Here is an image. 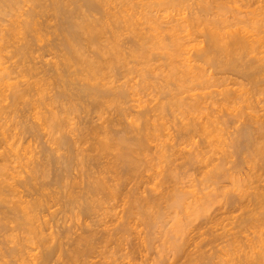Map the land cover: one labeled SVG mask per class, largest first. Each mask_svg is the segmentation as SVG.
<instances>
[{
	"label": "rangeland",
	"instance_id": "1",
	"mask_svg": "<svg viewBox=\"0 0 264 264\" xmlns=\"http://www.w3.org/2000/svg\"><path fill=\"white\" fill-rule=\"evenodd\" d=\"M113 1V2H112ZM139 1V2H138ZM140 1H141V3H140ZM149 1V2H148ZM152 1H154V0H147V2L148 3H152ZM157 1V0H156ZM201 1H204V0H201ZM207 1L209 2V8H208V10L209 11H212L211 12V14H210V12L207 10L206 12H204V5H207ZM205 0V4H204V2L203 3H201V2H199L198 0H190L189 1V3L188 2H186V5H183L184 7H179L180 8V12H177L178 14L179 13H181L182 14V16L181 17H184V18H187V16H189L187 19H190L193 15V17H195V15L198 17V15L200 16V17H205V19H206V16L208 17V20L209 19H211V21L213 20V21H215V20H218V19H220L219 17L221 16V14H220V12H218L220 9V7L217 9V4H215L214 3V0ZM213 1V3H211ZM217 1V0H216ZM215 1V2H216ZM221 1H223V2H221ZM221 1H219L218 0V4H221L222 6L223 5H225V6H229L228 7V9L230 10V7L232 8V9H236V10H241V11H245V10H247L249 7L247 6V2L248 3H250L251 4V2H252V4H251V6L250 7H252L251 8V10L253 9H255V11H256V16H255V20H257V22H259V23H256L257 24V26L256 27H258V26H260V25H262L261 27H262V29L261 28H259L262 32H263V34H261V35H264V0H232L233 2L235 1V4H233V3H230V2H232L231 0H221ZM241 1V2H240ZM244 1V2H243ZM259 1H260V3H259ZM262 1V2H261ZM123 2V3H122ZM120 1L119 0V2L118 1H116V0H110L108 3H109V5H104L103 6V8L101 9V11H98L99 13H97V12H93V13H95V14H91V18H92V20H94V19H96V22H97V20L99 21V19H101V20H103L104 19V16H103V19H102V14L103 13H105V14H107V13H111V14H113V13H117V16L119 15L120 16V14L122 13V15H123V17L124 18H126L127 20L129 19H131L132 21H134L135 22V27H136V24H137V26H140V25H138L139 23H140V21H141V24L142 25H144L142 22V19L140 20V21H138L137 19H139L138 17H140L141 18V16H139L138 14H139V11L142 13V5H141V7H139L140 5L139 4H143L145 1H142V0H123V1ZM135 2V3H134ZM143 2V3H142ZM221 2V3H220ZM139 3V4H138ZM146 3V2H145ZM201 3V4H200ZM243 3V4H242ZM258 3V4H257ZM112 4V5H111ZM117 4V5H116ZM130 4V5H129ZM132 4V5H131ZM134 4V5H133ZM213 4V5H212ZM260 4V5H259ZM138 5V6H137ZM189 5V6H188ZM191 5H192V7H191ZM202 6V8L201 7H199V6ZM220 5V6H221ZM235 5V6H234ZM128 6V8H126ZM130 6V7H129ZM136 8H135V7ZM211 6V7H210ZM213 6V7H212ZM216 6V8H214ZM233 6V7H232ZM257 6V7H256ZM119 7V8H118ZM199 7V8H198ZM226 7V8H227ZM246 7H247V9H246ZM263 7V8H262ZM189 8V9H188ZM192 8V9H191ZM210 8H211V10H210ZM213 8V9H212ZM226 8H224L223 7V9H225V11H226V13L228 12H232L233 10L231 9L230 11L229 10H227ZM261 8V9H260ZM111 9V10H110ZM114 9V10H113ZM130 9V10H129ZM135 9V10H134ZM183 9V10H182ZM186 9V10H185ZM215 9H217V10H215ZM222 9V8H221ZM102 10H105V11H103L102 12ZM122 11V12H120L119 14H118V11ZM132 10V11H131ZM189 10V11H188ZM196 10H197V12H196ZM49 11V10H48ZM48 11H46V13L48 12ZM113 11V12H112ZM137 11V12H136ZM225 11H223L224 13H222V11H221V13L222 14H225V17L226 16H228V17H230L231 16V14L229 13V14H226L225 13ZM203 12V13H202ZM208 12V13H207ZM216 12V13H215ZM235 12V11H234ZM51 13H52V11H51ZM51 13H47V15L49 14V17H50V15H51ZM138 13V14H137ZM196 13V14H195ZM202 13V14H201ZM215 13V14H214ZM137 14V15H136ZM173 14V13H172ZM176 14V11H174V15ZM198 14V15H197ZM204 14V15H203ZM220 14V15H219ZM93 15V16H92ZM97 15V16H96ZM104 15V14H103ZM116 15V14H115ZM133 15V16H132ZM158 15V14H157ZM206 15V16H205ZM260 15V16H259ZM262 15V16H261ZM136 16H137V18H136ZM212 16V17H211ZM2 17V16H1ZM48 17V18H49ZM223 16H221V18H222ZM225 17H223V18H225ZM9 18V16L7 17V16H5V17H2L1 19L3 20V22L2 23H0V27L1 26H3V24L4 25H8L9 24V21H7V19ZM20 18H22V17H20ZM51 18V17H50ZM52 18H53V16H52ZM51 18V19H52ZM90 18V19H91ZM120 19H119V21H117L118 22V25H115L116 23H114V25H110V27H108L107 28V33L105 34L104 33V36H103V32L101 33L102 34V37L105 39V38H109L110 37V33H112V32H116V31H118L119 32V30H120V33H121V30H122V33H123V35H121L122 37H119L120 39H118V41L119 40H121V42L119 41V45H123L124 44V46L126 47V49H125V51L127 52V63H126V70H125V76H127V77H125L124 76V78H122V80L124 81V82H128L127 83V87L126 86H124V92H125V96H124V98H126V99H122V100H120V102H119V105L118 104H115V103H113V105L111 106V104H109V105H104V107L102 106V105H99L100 107H99V109H101V110H99V109H97V108H95L94 109V111H93V109H90V107L89 106H86L85 105V103L83 104V105H85L84 106V108L85 107H87V109L89 108V110H91V111H88L86 108H85V110L82 108V106H79V105H76V104H80V105H82L81 103H73V102H70V104H72V105H70L69 103H67V101L65 100V102L64 101H61L60 99H58V98H54V97H56V96H54L55 95V93H56V91H57V89H55V84L53 83L54 81H51L52 79H50V75L53 77L54 75H55V70L54 71H51V70H53V67L51 66L53 63H58V62H60V61H62V60H60L59 59V57H58V55L56 56V54H61V56H62V52L60 51V53H59V50H58V45H59V40H57L56 41V39L57 38H59L60 40H61V37H62V35H60L59 34V32H58V30L56 31V29H55V33L56 34H54V27L56 28V26H57V23L58 22H56V25L54 26V27H52L53 29H50L49 30V27H50V25H49V27L48 28H43V30L44 31H42V33L40 32V34L38 35V38H40L39 39V41H35V43H34V46H32L33 48H32V50L33 49H37V48H39V50L37 51H32V53L30 54V58H28L27 60H28V62H27V60H26V63L24 64V66H22V67H20V65H19V69L18 70H16V71H22V74H19L20 75V77H16V76H18V75H16V73H14V74H12L10 77L11 78H15V80L13 81V79H10V81L9 82H13V83H17V81H18V79H19V81H18V84L20 85L19 87V89L21 90V89H23L22 87H24V86H22L21 84L22 83H24L25 81H28V83L29 82H32L33 80H36V82H37V86L35 85V87H34V89L32 90L33 92H32V94H30V95H27L25 98H26V100L25 99H21L20 101L21 102H19L18 103V106H17V108H18V110H19V113H18V110H17V108H16V110H15V112H11V111H9V112H11V115H12V117L10 116V113L9 114H7V115H5V114H3L2 116L3 117H1V115H0V117H1V120H0V125H2V126H4V130H0V156H2L3 158H1L0 159V180H2V178H3V180L5 179V176H4V174H7L8 176H9V178L11 177V175H13V176H15V178L17 179L18 177L21 179V178H23L24 176V178H26V171H28L29 170V168H30V166H29V168H25V167H27V165L29 164V162H28V160L31 158V160H35V156H36V160L40 157V155H38V154H40L39 153V150L41 151L42 150V148H45V147H49V146H51L52 148H54V147H56V145H53V143H55L56 141H55V139H57L59 136L61 137V136H65V138H68L67 140H74V139H76V137L75 136H77V135H81V137H83L82 139H80V138H78L79 136H77V140H79L80 139V141L81 142H78L79 144L81 143V149H83L84 148V151L82 152L83 154L82 155H85L84 157L85 158H87V156H88V158H89V156L91 157H93L94 158V160L92 159V158H90V159H92L91 160V163H92V165H93V167L92 166H90L92 169H94V170H91L90 172H95V175L96 174H100L101 172V174H103V171H104V173H105V169H106V166H108L109 167V160H113V159H111V158H114V159H117V158H115V157H113V155H114V153L116 154V153H118V151H123V148L126 146V144L124 145V143L123 144H121V146H120V144H118L119 142L117 141V139L119 138L118 136H120V138H124V135L123 134H119V133H121V129H122V127H124L123 125L125 124L126 125V122L127 121H131V117H132V115L134 114V111L136 112L137 110H138V108L139 107H141L142 108V106L144 105V104H146V105H144V106H148V107H156V105L154 104L155 102H156V104L159 106V105H164V109L162 110L161 109V112L160 113H156L157 115H153L152 117H151V119L153 120L151 123L149 122V124H151V128L150 129H152V130H150V129H148L149 130V133H147V134H149L148 136H147V139H148V137L149 138H151V139H148L147 141H146V147L148 146V144L151 146L150 148L151 149H149V147H147V149L148 150H146V147H145V149H144V152L143 151H138L137 153H134V155L132 154V156H130V157H133V159H132V161H135V163H136V165H137V169H135V170H133V169H131V168H126V170H128V169H131V170H128V172L126 171V175L123 177V179H125L127 182H123L124 184H126V185H124V187H123V185H122V187L121 186H116V191L114 190L115 188V186H113V184H112V186L113 187H111V191H115L116 192V194H115V197L117 196V194H119L118 196H117V200L114 198V197H112L111 199H109L108 197H110V195L108 196L107 194L105 195V196H102L101 197V201L100 202H98L99 204H97L96 206V210L95 211H97V212H94V214L95 213H98L97 215L99 216V219H98V216L95 214V218L93 217V216H91V217H93L92 219H90V217H88V218H83V217H79L80 216V214L78 215V217H76L75 215V217L73 216V215H70V214H73V213H70L69 214V212H68V210L64 207H62V206H57L58 207V209H57V207L56 206H54L53 207V210H55V211H53L52 210V208L50 209V212H53V214H51V215H48V213H46L45 214V220H49L50 222V225L52 226L51 228H53L54 230H52V231H54L53 232V236L54 237H57V236H59L60 235V233L64 230H66L67 231V233H66V231L65 232H63L64 233V235H65V233H66V235L69 237V239H71V241H72V239H75V237H77L78 236V234L80 235V236H84L85 234H83L82 233V230H83V228L84 227H82V226H80L81 224H80V222L83 224L84 223V225H86V226H90L89 228L91 229H93L94 228V230H99V232H101V228L102 227H98V229L96 228V227H93V226H91V225H94V224H91V223H94L95 222V220H96V218H97V220H99V222H100V219H101V223H103L105 220V225L106 226H108L107 228H108V230H110V232H112L113 233V230H114V228L117 226L118 227V225H119V220H120V217H122L123 216V220H124V222L126 221V223H124L123 225V228H121V230L123 229V232L122 233H120L119 235H117L116 234V232H115V235L113 234V238H111V240H112V242H115V244H113V243H111L109 246L110 247H107V249H108V251L110 252L112 249H113V251L111 252V254H108L107 256H104V257H106V258H101V260H100V258H96L95 260H93V261H95V262H97L98 260L99 261H101L102 263L103 262H105V263H107V262H109V260H110V262L111 261H114V263L115 264H158V262H160L161 261V263L162 264H164V262H165V264H264V197H262L263 198V200L261 199V197H258V196H264L263 194H264V152H260L259 153V151H258V153H257V151H256V149H255V147H252V146H249L248 148L247 147H244V146H242L241 144V146H239L238 147V145H237V140H238V138H239V134H241V131L243 130V127H244V129H245V125L244 124H246V127L248 126H251L252 127V131L253 130H255L254 128L255 127H257V125L258 124H264V78H260V77H264V67H263V61H264V59H263V61H262V58H263V56H264V45H263V47L261 46V48H260V46L259 47H255V49H258V51H257V53L256 52H254V53H252V52H249L250 54H246L245 56H244V54L245 53H247V52H245L244 54H243V57L242 58H240V57H238V58H240L246 65H249L250 66V63H251V66H252V70H251V68L248 66L247 67V69H250V72H248V74H247V71H249V70H247V71H245L246 73L244 74L243 73V70H242V72L240 71V70H232V68L231 67H222V68H220V70H221V72L220 71H217L218 69L217 68H208V72H207V75L209 74H211V76H213V77H215V79H217V77H220L219 78V80H221L222 82H219V84L217 83V81L215 82V84H213L211 87L209 86V88H208V90L207 89H202L201 90V88L199 89L198 87H196L195 88V86H194V88L190 91V92H192L191 93V95L190 94H188L187 92H185L186 90L185 89H182V90H185L184 92H181V91H178V87H177V85H176V80L178 79L177 78V74H175V73H179V72H177L176 70H173V72H172V70H171V72L172 73H174V74H170L169 75V72H170V70H168L169 68V66L167 67V60H166V58L164 57V54H162V53H160V51L159 50H154L153 49V51L152 50H148L149 52H151V53H148L147 51V53L149 54V55H147V56H149V57H147L146 55V57H147V59L144 57V54H142V53H140L139 52V54L138 55H136L138 52V50H136V52L137 53H133L134 52V48H137V47H135V45H136V39H133V35H132V33L130 32L129 33V31H124L123 29H122V27L124 28V24H123V19L121 18V17H119ZM216 18V19H215ZM260 18V19H259ZM23 19V18H22ZM51 19H48L49 20V24H50V22L52 23L51 25L53 26L54 25V23H55V21H56V19L55 18H53V19H55V20H51ZM215 19V20H214ZM263 20L262 22L260 21V20ZM8 20H10V19H8ZM12 20V19H11ZM19 20H21V19H19ZM42 19H38V21H41ZM47 20V21H48ZM51 20V21H50ZM100 20V21H101ZM105 20V19H104ZM103 20V21H104ZM116 20H117V18H116ZM46 21V22H47ZM77 21H78V19H77ZM95 21V20H94ZM161 21V20H160ZM163 21V20H162ZM8 22V23H7ZM163 22H165V21H163ZM256 22V21H255ZM47 23V24H48ZM262 23V24H261ZM2 24V25H1ZM163 24V25H162ZM160 23L159 25H160V28H161V26L162 27H165L166 28V23L164 24V23ZM255 23H254V25H256ZM165 25V26H164ZM9 26V25H8ZM8 26H3V29H5L6 27H8ZM48 26V25H47ZM115 26V27H114ZM117 26V27H116ZM168 26V25H167ZM144 27V26H143ZM51 28V27H50ZM117 28H119V29H117ZM121 28V29H120ZM139 29H140V27H138ZM142 28V27H141ZM1 29H2V27H1ZM6 29H8V28H6ZM161 29H163V28H161ZM160 29V30H161ZM258 28H255V30H257L258 31V33H262V32H260V30H259ZM53 30V31H52ZM147 31V30H146ZM163 31L164 30H162L161 31V34H162V36L164 35V34H166V32L165 33H163ZM257 31H254V30H252V32L253 33H255V32H257ZM44 32V33H43ZM58 32V33H57ZM105 32V31H104ZM114 32V33H115ZM117 33V32H116ZM119 33V34H120ZM145 33V32H144ZM151 33V32H150ZM198 32H195L194 34H193V37H194V35H195V37H194V39L196 38V40H194V42L193 43H195L196 41V43L199 45H197L196 43H195V45L197 46V47H202V48H204V47H207V40L205 39V37H203L202 36V34L200 35L199 33L197 34ZM252 33V34H253ZM257 33V34H258ZM22 34V33H21ZM21 34H16V36H11L12 37V39H14V41L17 43V41H20L21 42V40H22V38L25 36V35H21ZM57 34H59L60 35V37H58V35ZM101 34H99L98 36H100V37H98L99 39L101 38ZM147 34V36H150L151 37V35L149 34V33H146ZM145 34V35H146ZM152 34V33H151ZM256 34V33H255ZM40 35H42V37H39ZM44 35V36H43ZM153 35V34H152ZM183 34H181V36H182ZM254 35V34H253ZM260 35V34H259ZM23 36V37H22ZM161 36V38H163ZM167 36V35H166ZM165 36V37H166ZM198 36V37H197ZM16 37V38H15ZM26 37V36H25ZM25 37H24V39H25ZM165 37L163 38L166 42H167V37H166V39H165ZM201 37V38H200ZM262 37V36H261ZM21 39V40H19V39ZM10 40V38H9V42L10 43H12V44H16V43H13L14 41L13 40ZM102 39V38H101ZM109 39H111V37L109 38ZM7 40V39H6ZM52 40V41H51ZM122 40H123V42H122ZM134 40H136L135 42H134ZM100 41H103V40H100ZM200 41V42H199ZM8 41H6L5 42V40L4 41H2V42H0V45H1V47L2 46H4V50L3 51H0V59H2V58H4L3 59V64L5 65L6 63H4L5 61L7 62V64H6V67H9V68H11L12 69V67H13V65L15 66V65H17V64H15V63H17V61L20 59V61H18V62H22L21 60H23L22 58H20L21 56H18V55H14L13 54V49H15L13 46L14 45H10V43L8 44L7 43ZM39 42V43H38ZM57 43V45H55L54 43ZM6 43L9 45V46H12V47H9L8 45H6ZM19 43V42H18ZM49 43V44H48ZM5 44V45H4ZM55 46H54V45ZM104 44H105V41H104ZM128 44V45H127ZM206 44V45H205ZM41 45V46H40ZM49 45H52V46H49ZM7 46L9 47V49L7 48ZM37 46V47H36ZM44 46V47H43ZM48 46V47H47ZM56 46H57V48H56ZM110 45H108V47H109ZM123 46V47H124ZM0 47V49L2 50L3 49V47L1 48ZM46 47H47V49H46ZM51 47H53L54 49H52L51 48V51H49L50 50V48ZM42 48V49H41ZM60 48V47H59ZM91 48L92 49H95L94 48V46L92 47L91 46ZM89 46H88V49H91ZM45 49V50H44ZM131 49L133 50V51H131ZM138 49V48H137ZM8 50V51H7ZM54 50H55V52H54ZM141 49H139V51H140ZM7 51V52H6ZM57 51V52H56ZM89 51V50H88ZM130 51L132 52V53H130ZM35 52V53H34ZM141 52H142V50H141ZM159 52V53H158ZM193 52V53H192ZM192 52H190V55L189 54H185V55H183V57H188L189 59L191 58L190 56H192V59L194 58V60H191L192 61V63L193 64H195L196 66H197V64L199 65V64H201V62H199L198 61V59L196 60V53L194 52V51H192ZM260 52V53H259ZM89 53H91V52H89ZM238 53H240V52H238ZM257 54V56H256V54ZM8 54V55H7ZM10 54V55H9ZM55 54V55H54ZM131 54V55H130ZM133 54H135L136 56H138L137 57V59L133 56ZM237 54V53H236ZM241 55H242V53H240ZM261 54V55H260ZM34 55V56H33ZM90 55V54H89ZM143 55V57H144V60H143V57L141 58V56ZM189 55V56H188ZM239 55V54H238ZM238 55H236V57L238 56ZM249 55V56H248ZM16 56V57H15ZM27 56V55H26ZM33 56V57H32ZM61 56H60V58H61ZM133 56V57H132ZM139 56H140V58H139ZM252 56H254V57H252ZM28 57V56H27ZM247 57V58H246ZM256 58L257 59V62H258V60H261V63H262V65H261V63H260V65L258 64V65H256V61L254 62L253 61V59L252 58ZM258 57V58H257ZM11 58V59H10ZM17 58H18V60H17ZM32 58H34V59H32ZM63 58V57H62ZM139 58V59H138ZM244 58V59H243ZM251 58V59H250ZM261 58V59H260ZM6 59V60H5ZM31 59V60H30ZM140 59H142V60H140ZM162 59H163V61H162ZM239 59V60H240ZM32 62H30V61ZM33 60V61H32ZM59 60V61H58ZM148 60H150V61H148ZM177 60V59H176ZM241 60H240V63H241ZM250 60V62H248ZM13 61H14V63H13ZM36 61V62H35ZM136 61V62H135ZM139 61V62H138ZM46 62V63H45ZM158 62V63H157ZM176 62V61H175ZM242 62V63H243ZM11 63V64H10ZM38 63V64H37ZM130 63V64H129ZM133 63H134V65H133ZM169 63V62H168ZM37 64V65H36ZM50 64V65H49ZM127 64H128V66H127ZM157 64H160V65H157ZM175 64V66L176 67H178V69H181V67L182 66H180L179 67V65H181L180 64V62L179 63H174ZM245 64H243V65H245ZM54 65V64H53ZM60 65H62V62H61V64L59 63V66ZM141 65V66H140ZM151 65V66H150ZM156 65V66H155ZM162 65V66H161ZM194 65V66H195ZM202 66H203V64H201ZM242 65V66H243ZM245 65V66H246ZM253 65H255L254 67H253ZM25 66H28V67H32V66H34L33 68H34V71L35 70H38V72H39V74L36 76V77H32V78H29V74H27L26 72H25V70H24V72H23V69L24 68H26ZM44 66V67H43ZM47 66H48V68L49 69H51V70H49V69H47ZM140 66V67H139ZM149 66V67H148ZM257 66V67H256ZM259 66H261L260 68L262 69V70H260V69H256V68H258ZM40 67H42V68H40ZM135 67V68H134ZM148 67V68H147ZM155 67V68H154ZM174 67V66H173ZM172 67V69H175V67L173 68ZM205 67V66H204ZM263 67V68H262ZM146 68V69H145ZM183 68V67H182ZM206 68V67H205ZM231 68V69H230ZM253 68H255V69H253ZM223 69H224V71H223ZM41 71V74H40V71ZM45 70V71H44ZM46 70L48 71H50V73H49V71L48 72H46ZM210 70H211V72H210ZM216 70V71H215ZM227 70V71H226ZM253 70H254V72L255 73H258L259 71L258 70H260V71H262L261 73L263 74H261L260 72H259V74H258V76L257 75H255L254 74V72H253ZM164 71V72H163ZM175 71V72H174ZM178 71H181V70H178ZM229 71V72H228ZM257 71V72H256ZM45 72V73H44ZM53 72V73H52ZM133 72V73H132ZM139 72V73H138ZM167 72V73H166ZM182 72V71H181ZM181 72H180V74H181ZM238 72V73H237ZM252 72V73H251ZM36 73H37V71H36ZM52 73V74H51ZM116 73H117V71H115L114 73L112 72V73H110V74H112V76L114 77V81H115V84H114V81H113V86L115 85V86H117V84L118 85H120L121 84V82L123 83V81L121 80V78H120V76L118 77V76H115L116 75ZM142 73V74H141ZM253 74V75H255V76H257V77H255V78H257V80H258V82H256V84L255 85H257V86H255V85H252V83H251V85L249 84L250 82V79H249V74ZM18 74V73H17ZM45 74H46V76H48V80H46L47 78L45 77ZM109 74V75H110ZM140 74H141V76H140ZM250 74V75H251ZM16 75V76H15ZM42 75H43V77H44V80L46 81V82H41L42 84H41V87H43V88H39L38 86H40V77H42ZM118 75V74H117ZM164 75V76H163ZM167 75V76H166ZM173 75H175V76H173ZM183 74H181V76H182ZM208 75V76H209ZM245 75H246V77H245ZM253 75H251V76H253ZM13 76V77H12ZM23 76V77H22ZM27 76V77H26ZM111 76V78H110V80L112 79L113 80V77ZM178 76H179V74H178ZM180 76V77H181ZM217 76V77H216ZM251 76H250V78H251ZM22 77V78H21ZM120 79V80H118V78ZM254 77H252L253 79H254ZM24 78V79H23ZM27 78V79H26ZM46 78V79H45ZM54 78V77H53ZM126 78V79H125ZM171 78V79H170ZM177 78V79H176ZM212 78V77H211ZM259 78V79H258ZM55 79V78H54ZM117 79V80H116ZM43 80V79H42ZM43 80V81H44ZM111 80V81H112ZM174 80V81H173ZM223 80H224V82H226L225 84H224V82H223ZM256 80V79H255ZM51 81V82H50ZM213 81H214V79H213ZM51 83V86L52 87H50V84L49 83ZM117 82V83H116ZM249 82V83H248ZM13 83H11V84H13ZM45 85H44V84ZM48 83V84H47ZM120 83V84H119ZM126 83H125V85H126ZM168 83V84H167ZM217 83V84H216ZM224 85H223V84ZM244 83V84H243ZM221 84V85H220ZM262 84V85H261ZM48 85V87H46ZM56 86H57V84H56ZM176 86V87H175ZM219 86V87H218ZM243 86H244V88L246 89V91H247V93L249 94V96L251 97H249L250 99H249V101H247L246 103H245V99H239V100H236V101H231V103L230 102H221L220 101V99H219V96L216 94V93H218L219 91H222L223 89L224 90H230V92L232 91V92H237V93H235V94H237V95H239V93H242V92H244L245 91V89L243 88ZM250 86H251V88H250ZM254 86V87H253ZM260 86V87H259ZM249 89H247V88ZM252 87H253V89H252ZM57 88V87H56ZM134 88V89H133ZM214 88V89H213ZM219 88V89H218ZM257 88V89H256ZM259 88V89H258ZM262 88V89H261ZM53 89V90H52ZM55 89V90H54ZM128 91H127V90ZM131 89V90H130ZM177 89V90H176ZM194 89H196V91L194 90ZM242 89H243V91H242ZM37 90H41L40 92L38 91L37 92ZM180 90V89H179ZM204 90V91H203ZM45 91H46V93H45ZM50 91V92H49ZM132 91H134V92H132ZM177 91L178 92H180V94H178L177 93ZM203 91V92H202ZM206 91V92H205ZM213 91V92H212ZM254 91V92H253ZM35 92V93H34ZM172 92V93H171ZM173 92H175L176 94H178V96H181V97H178V99L179 98H182L181 100V102L183 103L184 101L186 102V103H188V99L189 98H192L191 96L192 95H194V94H196V93H198V94H200V95H204V94H206V93H210V96L211 97H209V99H208V102H207V99L205 100L207 103H208V105L206 104L205 105V110L203 109V110H201V111H199L200 112V115H199V112H195V113H191V114H189L188 112H186V110L185 109H181V108H176L175 107V105L173 106L172 105V103L173 102H175L174 100H170V99H172L171 98V95L173 94ZM189 92V91H188ZM189 92V93H190ZM202 92V93H201ZM8 93V92H7ZM6 93V94H7ZM37 93V96H35V94ZM41 94V97H40V94ZM174 93V94H175ZM54 94V95H53ZM171 94V95H170ZM175 94V95H176ZM198 94H196V95H198ZM252 94V95H251ZM128 95V96H127ZM185 95H186V97H185ZM189 95H190V97H189ZM34 96V97H33ZM53 96V97H52ZM213 96V97H212ZM39 97V98H38ZM44 97V98H43ZM185 97V98H184ZM189 97V98H188ZM197 97V96H196ZM248 97V96H247ZM43 98V99H42ZM195 98V97H194ZM217 98V99H216ZM42 99V100H41ZM49 101H48V100ZM54 99V100H53ZM187 99V100H186ZM197 99H199V98H197ZM255 99V100H254ZM29 100H31V101H29ZM33 100V101H32ZM57 100V101H56ZM64 100V99H63ZM180 100V99H179ZM212 100V101H211ZM25 101V102H24ZM36 103H35V102ZM60 101V102H59ZM125 102V103H123L122 104V102ZM127 101V102H126ZM145 101V102H144ZM220 101V102H219ZM243 101H244V104H243ZM41 102V103H40ZM48 102V103H47ZM51 102H52V105H51ZM64 104H63V103ZM184 102V103H185ZM190 102V101H189ZM6 103V102H5ZM22 103H25V105L23 104V105H19V104H22ZM33 105H32V104ZM37 103H39V104H37ZM102 103V102H101ZM110 103V102H109ZM142 103V104H141ZM144 103V104H143ZM150 103V104H149ZM162 103V104H161ZM183 103V104H184ZM212 103V104H211ZM242 103V104H241ZM249 103V104H248ZM252 103V104H251ZM2 104H4V103H2ZM34 104H36V105H34ZM65 104H67V106L65 105ZM86 104H88V103H86ZM103 104V103H102ZM105 104V103H104ZM173 104H175V103H173ZM189 104V103H188ZM246 104V105H245ZM251 104V105H250ZM45 105H47V106H45ZM70 105V106H69ZM75 105V106H74ZM89 105V104H88ZM118 105V106H117ZM128 107H127V106ZM132 105V106H131ZM136 105H137V107H136ZM142 105V106H141ZM154 105V106H153ZM253 105V106H252ZM2 106V105H1ZM4 106V105H3ZM34 106V107H33ZM39 106V107H38ZM55 106H58V107H56V108H54ZM69 106V107H68ZM78 106V107H77ZM108 106V107H107ZM114 106H116L115 108H114ZM119 106H121V107H119ZM136 108H135V107ZM173 106V107H172ZM225 108V110H224V108ZM232 106H233V108H232ZM245 106V107H244ZM249 108H248V107ZM54 108V109H52V108ZM62 109H61V108ZM70 107H72L71 109H70ZM80 107H81V109H80ZM125 107V109H123ZM133 107H134V109H133ZM171 109H170V108ZM185 107V106H184ZM213 107V108H212ZM228 107H229V109H228ZM234 107H236V108H234ZM58 108V109H57ZM76 108V109H75ZM77 108H78V110H77ZM129 108V109H128ZM140 108V109H141ZM176 108V109H175ZM244 108V109H243ZM248 108V109H247ZM35 109H36V111H35ZM39 111H38V110ZM62 111H61V110ZM69 109H70V111H69ZM74 109V110H73ZM105 109V110H104ZM126 109L130 112V113H128L127 111H126ZM133 109V110H132ZM168 109V110H167ZM173 109V110H172ZM211 109L213 110V112L211 111ZM237 109V110H236ZM247 109V110H246ZM250 109V110H249ZM52 110H53V112H52ZM57 110V111H56ZM67 110V111H66ZM82 110H84L83 112H82ZM97 110H99V112H98V115H97ZM107 110V111H106ZM113 110V111H112ZM118 110H120V112H121V110H122V112L120 113V112H117ZM124 110L126 111V113H127V115H128V117H129V114H131L130 115V120H124L123 118H120L119 117V115L121 114L122 116H123V112H124ZM172 110V111H171ZM235 110V111H234ZM239 110H240V112H239ZM17 111V112H16ZM24 111V112H23ZM28 111V113H25V112H27ZM40 111H42V112H40ZM50 111H51V113L54 115V114H56V116L57 115H59V116H57V117H62V118H64L65 120L64 121H66L68 124H66V126H67V128H65L64 129V127H65V123L63 122L62 123V125L64 126L62 129H63V132L61 131V129H59L58 130V128L57 127H49V126H46V124L48 125H50V123H52V125L53 124H55V122H51L50 120V118H52V121H56V118H55V120L53 119V117H51V116H53L51 113H50ZM69 111V112H68ZM79 111V112H78ZM88 111V112H87ZM93 111V113H91ZM100 111H101V113H100ZM133 111V112H132ZM169 111V112H168ZM178 111V112H177ZM181 111H182V113H181ZM210 111H211V113H210ZM215 111H216V115H215ZM251 111V112H250ZM22 112H23V116H22ZM54 112H56V113H54ZM60 112V113H59ZM78 112V113H77ZM102 112H103V114H102ZM110 112H111V114H110ZM117 112V113H116ZM176 112V113H175ZM218 112V113H217ZM244 112V113H243ZM16 113L17 114H19V115H16ZM37 113V114H36ZM43 114L42 116H41V114ZM50 113V114H49ZM64 113V114H63ZM70 113V114H69ZM87 113V114H86ZM94 113H96V114H94ZM120 113V114H119ZM183 113H184V115H183ZM198 113V114H197ZM204 114V116H203V114ZM222 113V114H221ZM252 113V114H251ZM25 114H26V117H24L25 116ZM36 114V115H35ZM46 114V115H45ZM66 114V115H65ZM72 114V115H71ZM82 114V115H81ZM101 114V115H100ZM117 114H118V116H117ZM186 114V115H185ZM192 114H194L193 116L195 117H193L192 116ZM229 114H230V116H229ZM239 114V115H238ZM14 115V116H13ZM31 117H30V116ZM37 117V118H35V116ZM37 115H39V116H37ZM50 115V116H49ZM60 115H62V116H60ZM74 115V116H73ZM89 115V116H88ZM110 115V116H109ZM124 115H126V114H124ZM213 115V116H212ZM247 115V116H246ZM261 115V116H260ZM8 116H10V117H8ZM20 116H22V117H20ZM48 116L50 117L49 119H47L48 118ZM79 116V117H78ZM121 116V117H122ZM207 116V117H206ZM209 116V117H208ZM216 116V117H215ZM222 116H225V117H223L222 118ZM232 116V117H231ZM244 116V117H243ZM253 116V117H252ZM5 117V118H4ZM19 117H20V119H19ZM24 117V118H23ZM38 117H39V119H38ZM43 119H42V118ZM47 117V118H46ZM66 117V118H65ZM68 117V118H67ZM102 117V118H101ZM118 117V118H117ZM134 117V116H133ZM132 117V118H133ZM184 117V118H183ZM186 117H187V119H186ZM217 120L218 118L220 119H222V121H221V119H220V121H219V119H218V122L215 124V122L214 123H212L213 121L212 120H209V122H208V118L209 119H213L214 120V118ZM218 117V118H217ZM226 117H228L226 120H225V118ZM238 117V118H237ZM240 117V118H239ZM247 117V118H246ZM259 117H260V119H259ZM4 118V119H3ZM11 118V119H10ZM23 118V119H22ZM25 118H26V120H25ZM32 118H33V120H35V119H37V121L35 120V121H33L32 120ZM88 118H90V119H88ZM101 118V119H100ZM116 118V119H115ZM191 118V119H190ZM251 118H253L252 120L253 121H256V122H258V121H260L261 123H254L252 120H251ZM6 119V121H4ZM10 119V120H9ZM67 119V120H66ZM71 119V120H70ZM109 119V120H108ZM120 119V120H119ZM196 121H195V120ZM224 119V120H223ZM232 119V120H231ZM11 120H13V121H11ZM18 120V121H17ZM22 120H24L23 122H21ZM46 120H48V122L46 121ZM70 120V121H69ZM117 120V121H116ZM124 120V121H123ZM185 120V121H184ZM192 120H193V122H194V124L196 123V125L199 123H201V120H202V122L203 123H205L204 124V126H205V128H206V125L208 126V127H210V129L212 130V132L209 134V137L210 138H204L203 136L204 135H202V137H203V139H202V137H201V133H203L202 132V129H200V131H201V133L200 132H198V133H196V131L194 132V131H191L192 133H189V132H187L186 133V131H184V130H182V128H181V126H182V124H185L187 121H191L192 122ZM230 120V121H229ZM2 121H3V123H4V125H3V123H2ZM43 121V122H42ZM88 121H90V122H88ZM108 121V122H107ZM113 121V122H112ZM118 123V122H120V123H116V122ZM141 121V120H140ZM140 121H137V123H140L141 124V122ZM198 121V122H197ZM212 121V122H211ZM237 121V122H236ZM10 122V123H9ZM11 122H12V124H11ZM30 122V123H29ZM32 122H34V123H32ZM35 122H37V124L35 123ZM76 122V123H75ZM79 122V123H78ZM112 122V123H111ZM154 122V123H153ZM220 122V123H219ZM2 123V124H1ZM27 123H29L30 125L32 124H34L33 126L35 127V128H33V130L32 131H34V129H35V131L36 132H34L35 134H32L31 136L29 135V134H31L30 132L29 133H27L28 132V130L27 131H21V129H23L24 128V126H28V124ZM39 123V124H38ZM43 123V124H42ZM46 123V124H45ZM81 123V124H80ZM83 123V124H82ZM85 123V124H84ZM90 123V124H89ZM106 123V124H105ZM122 123V124H121ZM124 123V124H123ZM203 123H201L202 125H203ZM209 125H208V124ZM222 123V124H221ZM18 124V125H17ZM20 124V125H19ZM41 124V125H40ZM70 124V125H69ZM72 124V125H71ZM117 124V125H116ZM174 124V125H173ZM243 124V125H242ZM248 124V125H247ZM5 125H7V126H5ZM39 125V126H38ZM101 125H103L102 127H104V126H106L105 128H107V129H104V128H102V130H101ZM114 125V126H113ZM121 125V126H120ZM181 125V126H180ZM212 125H214V126H211ZM215 125H217V126H215ZM32 126V127H33ZM42 126V127H41ZM76 126V127H75ZM99 126V127H98ZM115 126H117L116 128H115ZM150 126V125H149ZM158 126H159V128H158ZM174 126V127H173ZM203 126V127H204ZM241 126H243V127H241ZM255 126V127H254ZM23 127V128H22ZM73 129V131H72V129ZM80 129H79V128ZM155 128V129H153V128ZM197 127H198V125H197ZM216 127V128H215ZM217 127H219V129L217 128ZM3 129V127H0V129ZM10 128H12V129H10ZM15 128V129H14ZM39 128H41L40 129V131H39ZM42 128H43V131H42ZM55 128V129H54ZM57 128V129H56ZM75 128V129H74ZM76 128L78 129V132L76 133ZM86 128V129H85ZM93 129V128H97V130L99 129V131L101 132V133H99L98 134V136L96 137V136H93L92 137V133H91V129ZM149 128V127H148ZM180 128H181V130H180ZM200 127H198V128H196V130H198ZM241 128V129H240ZM9 129V130H8ZM25 129H26V127H25ZM46 129V130H45ZM83 129V130H82ZM105 131H104V130ZM109 129V130H108ZM178 129V130H177ZM184 129V128H183ZM209 129V128H208ZM214 129H217L216 131L214 130ZM222 129V130H221ZM237 129H238V131H237ZM17 130V131H16ZM65 130H70V131H65ZM87 130V131H86ZM94 130V129H93ZM112 131V132H108V131ZM180 130V131H179ZM185 130H187L186 128H185ZM240 130V131H239ZM19 131V132H18ZM56 131V132H55ZM58 131H60V132H62L63 134H61V133H59ZM64 131H65V134H64ZM105 133H104V132ZM151 131H152V133H151ZM1 132H3L2 134H1ZM27 134H25V133ZM71 132H73V134L74 133H76L75 135H73ZM88 132V133H87ZM104 133V135H103V133ZM106 132H107V134H106ZM148 132V131H147ZM172 132H175V133H172ZM182 132H184V133H186V135H188V136H185L184 135V133L182 134ZM235 132H237V133H235ZM239 132V133H238ZM254 132H257V131H254ZM21 133H22V135H21ZM37 133V134H36ZM42 133V134H41ZM89 133H91V134H89ZM110 133H112L111 135H110ZM116 133V134H115ZM123 133V132H122ZM12 134V135H11ZM20 134V135H19ZM41 134V135H40ZM68 134V135H67ZM83 134H84V136H86L87 135V137H86V139L84 138V136H83ZM151 134V135H150ZM183 135V138L181 137L180 138V136H182ZM191 134V135H190ZM255 134V133H254ZM1 135H3V136H1ZM10 135V136H9ZM38 135V136H37ZM51 135V136H50ZM53 135V136H52ZM67 135V136H66ZM89 135V136H88ZM103 135V136H102ZM123 135V137H121ZM171 135H173V136H171ZM218 135V137H216ZM220 135V136H219ZM236 135V136H235ZM256 135V134H255ZM6 136V139L5 138H3V137H5ZM11 136H13V138L11 137ZM104 136H105V138H104ZM117 136V137H116ZM128 136V135H127ZM152 136V137H151ZM190 136V137H189ZM194 136V137H193ZM199 136V137H198ZM211 136H212V138H211ZM2 137V138H1ZM8 137V138H7ZM36 137V138H35ZM39 137H40V139H39ZM70 137V138H69ZM89 137V138H88ZM96 137V138H95ZM186 137V138H185ZM192 137V138H191ZM11 138V139H10ZM95 138V139H94ZM98 138V140H96ZM115 138V139H114ZM191 138V139H190ZM200 138V139H199ZM215 138V139H214ZM219 138V139H218ZM29 139V140H28ZM35 139V140H34ZM101 139V140H100ZM103 139H105V140H103ZM114 139V140H113ZM179 139V140H178ZM185 139V140H184ZM190 139V140H189ZM222 141H221V140ZM233 139V140H232ZM4 140V141H3ZM6 140V141H5ZM11 140H12V142H11ZM111 143V145L110 146H113V144H114V142H115V140H116V143H115V147L113 146V148L111 147V149L110 148H108V149H110V150H108L107 148V150H108V152H107V154H106V152H103L102 153V150H101V152L99 151V153H98V151L96 150V149H94V147L96 148V143L97 142H99V141H105L106 143H109L108 141ZM174 140V141H173ZM217 140H219V141H217ZM36 141V142H35ZM49 143V142H51V143H49V146H48V144H47V142ZM221 141V142H220ZM237 141V142H236ZM259 141H261V140H258L257 141V144H259L260 142ZM13 142H14V144H13ZM17 142V143H16ZM33 142H35V143H33ZM83 142V143H82ZM96 142V143H95ZM218 142H220V143H218ZM235 142V143H234ZM47 145V146H45V144ZM87 143V144H86ZM93 143H94V145H93ZM109 143V144H110ZM162 145H161V144ZM193 143V144H192ZM10 144V145H9ZM35 144V145H34ZM41 144V145H40ZM51 144V145H50ZM79 144H78V147H79ZM84 146H83V145ZM159 144H160V146H159ZM165 144V145H164ZM233 144V145H232ZM53 145V146H52ZM89 145V146H88ZM120 147H122V148H120ZM198 145H199V147H198ZM235 145H237V147L235 146ZM28 146V147H27ZM32 146V147H31ZM40 146V147H39ZM129 146V145H128ZM201 146V147H200ZM4 147V148H3ZM11 147V148H10ZM36 147V148H35ZM67 147L68 146H64V148H61V149H59L57 152H56V154L55 155H57L58 154V157L60 156V157H62L63 155L65 156V154H67L66 156H68V151H66V149H67ZM76 147H77V144H76ZM94 149V150H92V148ZM118 147V148H117ZM130 147H132V145H130ZM154 147V148H153ZM244 147V148H243ZM2 148V149H1ZM28 148V149H27ZM50 148V147H49ZM117 148V149H116ZM133 148V147H132ZM173 148V149H172ZM178 148V149H177ZM199 149V151H198V149ZM10 149V150H9ZM14 150V152L12 153L11 152V150ZM106 149H104L103 151H105ZM113 149V150H112ZM118 149H120V150H118ZM158 149H159V151H158ZM7 150H8V152H10V154H8V152H7ZM27 150V151H26ZM95 150H96V152H97V154H96V152H95ZM100 150V149H99ZM118 150V151H117ZM173 152H172V151ZM189 150V151H188ZM237 150H239V151H237ZM25 151L26 152H28V153H25ZM32 151V152H31ZM65 151V152H64ZM87 153H86V152ZM155 151V152H154ZM188 151V152H187ZM256 152V155L253 153V152ZM264 151V150H263ZM7 152V153H6ZM29 152H30V154H29ZM86 154H85V153ZM111 152V153H110ZM146 152V153H145ZM153 152V153H152ZM157 152V153H156ZM178 152V153H177ZM183 152V153H182ZM186 152V153H185ZM195 152H196V154H198V152L201 154L200 155V159L202 158V162H200V163H198V161L196 162V161H194V159L192 160V163H189L188 161V163L186 164L185 163V158L186 157H188L189 155V157H193L194 156V154H195ZM207 152V154H205ZM231 152V153H230ZM62 153V154H61ZM100 153H101V155H100ZM113 153V154H112ZM144 153V154H143ZM153 155H152V154ZM155 153V154H154ZM181 153V154H180ZM263 153V154H262ZM13 154H16V155H18V157L17 156H15V155H13ZM36 154V155H35ZM71 154V153H70ZM106 154V155H105ZM110 154V155H109ZM135 154H137V155H135ZM138 154L140 155V157L138 156ZM161 154V155H160ZM178 154V155H177ZM180 154V155H179ZM192 154V155H191ZM195 154V155H196ZM254 154V155H253ZM259 154H260V156H259ZM6 155V156H5ZM11 155H13V157L11 156ZM26 155V156H25ZM38 155V156H37ZM97 155V156H96ZM100 155V156H99ZM117 155V154H116ZM116 155H114V156H116ZM204 155V156H203ZM206 155V156H205ZM14 156H15V158H14ZM24 156V157H23ZM63 156V157H64ZM96 156V157H95ZM104 156H106V157H104ZM110 156V157H109ZM138 156V157H137ZM150 156H151V159H150ZM179 156V157H178ZM251 156V157H250ZM254 156V157H253ZM259 156V157H258ZM7 157H9V158H7ZM17 157V158H16ZM28 157V158H27ZM102 157V158H101ZM147 157V158H146ZM184 157V158H183ZM189 157L187 158V159H189ZM230 157V158H229ZM246 157H247V159H248V162H247V160H246ZM263 157V158H262ZM6 158V160H3V159H5ZM78 158H80V157H78ZM83 158V157H82ZM84 158V159H85ZM95 158H96V161L97 162H99V164L98 163H96V161H95ZM99 158V159H98ZM156 158V159H155ZM226 158V159H225ZM256 158H257V160H256ZM9 159V160H8ZM13 159H15V160H13ZM23 159V160H22ZM26 159H28V160H26ZM98 159V160H97ZM175 159V160H174ZM186 159V160H187ZM259 159V160H258ZM262 159H263V161H262ZM20 161V163H18L19 161ZM76 159H74V161H75ZM173 160V161H172ZM207 160H209L208 161V163H207ZM251 160V161H250ZM2 161V162H1ZM4 161V162H3ZM8 161V162H7ZM10 161V162H9ZM12 161V162H11ZM24 161V162H23ZM28 162V164H26V162ZM86 161L88 162V160L86 159ZM92 161H95V162H92ZM101 161V162H100ZM110 161V162H111ZM114 161V160H113ZM112 161V162H113ZM115 161H117V160H115ZM141 161V162H140ZM181 161V162H180ZM182 161H184L183 163H182ZM193 161H194V163H193ZM255 161L256 162H258V163H255ZM76 162V161H75ZM112 162L110 163V165L112 164ZM138 162V163H137ZM196 162V163H195ZM211 164H210V163ZM227 162V163H226ZM233 162V163H232ZM252 162H254V166H253V163ZM262 164H261V163ZM7 165H6V164ZM9 163H12V165L11 164H9ZM103 163H105V164H103ZM108 163V164H107ZM116 163V162H115ZM204 163V164H203ZM217 163V164H216ZM16 164V166H14ZM18 164H20V165H18ZM24 164L26 165V166H24ZM98 164V165H97ZM147 164V165H146ZM176 164V165H175ZM179 164H181V165H179ZM191 164H193V165H191ZM231 164V165H230ZM244 164V165H243ZM247 164V165H246ZM257 164V165H256ZM9 165V166H8ZM121 164H119L118 165V167H117V169H116V171H120V169H122V168H120L119 169V167H121L120 166ZM198 165V166H197ZM203 165V166H202ZM216 165V166H215ZM256 165V166H255ZM259 165V166H258ZM5 166V167H4ZM7 166H8V169L9 170H7ZM14 166V167H13ZM18 166H20V167H18ZM23 166H24V169L23 170H26V171H24L25 173H23V175H22V171H21V168H23ZM95 166H96V168H95ZM97 166H98V169H97ZM113 166V165H112ZM116 166V165H115ZM208 166V167H207ZM212 166V167H211ZM218 166V167H217ZM220 166V167H219ZM230 166V167H229ZM250 166H252V167H250ZM258 166V167H257ZM9 167H11V169L13 168V171L14 172H12V170L9 168ZM15 167H18V168H15ZM84 168H82L85 172H86V169L85 168H87V172L86 173H89L88 171V166L86 167V166H83ZM171 167V168H170ZM175 167V168H174ZM176 167H177V169H176ZM183 167V168H182ZM188 167V168H187ZM213 167H216V168H213ZM75 168V172L74 173H76V171H78L79 172V168H81V167H77L76 168V166L74 167ZM73 168V169H74ZM105 168V169H104ZM116 168V167H115ZM115 168H114V170H115ZM178 168H180V169H178ZM192 168V169H191ZM194 168V169H193ZM218 168V169H217ZM255 168V169H254ZM15 169V170H14ZM72 169V170H73ZM102 169V170H101ZM172 169V170H171ZM199 169V170H198ZM209 169V170H208ZM214 169H216V170H220V171H222L224 174H226L225 175V177H222V176H220V174L218 173V172H215V170ZM222 169V170H221ZM228 169V170H227ZM230 169V170H229ZM239 169V170H238ZM249 169V170H248ZM260 169H262V171L260 170ZM82 170V171H83ZM100 170V171H99ZM133 170V171H132ZM178 170V171H177ZM182 170V171H181ZM184 170V171H183ZM202 170V171H201ZM206 170V171H205ZM212 170H214V171H212ZM254 170V171H253ZM257 170V171H256ZM6 171V172H5ZM19 171H21L20 173L21 174H19L17 177H16V175L15 174H17V173H15V172H19ZM81 170H80V172H82ZM83 171V172H84ZM210 171V172H209ZM215 172L214 174H212V172ZM236 171V172H235ZM29 172V171H28ZM100 172V173H99ZM203 172V173H202ZM207 172V174H205ZM234 172V173H233ZM240 172H241V174H240ZM250 172V173H249ZM253 172L255 173L254 175H252L253 174ZM12 173V174H11ZM15 173V174H14ZM71 174L73 173V171H71L70 172ZM74 173L71 175V176H73L74 175ZM172 173V174H171ZM202 173V174H201ZM212 174V176L214 177V179H215V176H218V177H216L217 179L219 178V177H222V178H219V180H217V179H215V180H213V179H211L210 177H208L209 176V174ZM25 174V175H24ZM76 174H78V173H76ZM100 174V175H101ZM143 174V175H142ZM177 174V175H176ZM219 174V175H218ZM6 175V176H7ZM110 175H112V174H110ZM109 174H107V176H110ZM201 175H203V176H201ZM230 175L232 176V177H230ZM94 176V175H93ZM99 177V175H96V176H94V177ZM102 176V175H101ZM104 176V175H103ZM106 176V175H105ZM165 176V177H164ZM167 176V177H166ZM169 176V177H168ZM211 176V175H210ZM237 176H238V178H237ZM249 176H250V178H249ZM260 176V177H259ZM205 177H206V179H205ZM234 177V178H233ZM247 177V178H246ZM8 178V177H7ZM18 178V180H20ZM136 178H138L137 179V181H136ZM169 178V179H168ZM177 178V179H176ZM210 178V179H209ZM233 178V179H232ZM246 180H245V179ZM256 178H258V179H256ZM263 178V179H262ZM11 179V178H10ZM10 179H8V181L10 180ZM132 179H133V182H132ZM168 179V180H167ZM248 179V180H247ZM251 181H250V180ZM253 179V180H252ZM15 180V179H14ZM91 180V179H90ZM161 180V181H160ZM166 180V181H165ZM170 180H171V182H170ZM202 180V182L203 183H201L200 181ZM243 180H244V182H243ZM6 181H7V179H6ZM92 181V180H91ZM138 182V184H136V182ZM220 181V182H219ZM225 181V182H224ZM231 181V182H230ZM249 183H248V182ZM257 181V182H256ZM10 182V181H9ZM8 182V183H9ZM139 182H140V184H139ZM169 182V183H168ZM213 182V183H212ZM237 182V183H236ZM253 182V185L251 184V183ZM255 182V183H254ZM33 183V182H32ZM67 183H68V181H67ZM132 183V184H131ZM147 183V184H146ZM201 183V184H200ZM235 183V184H234ZM110 184V183H109ZM215 184V185H214ZM237 185H239V186H237ZM242 185V186H241ZM247 185V186H246ZM130 186H131V188H130ZM237 188H236V187ZM244 186H245V188H244ZM253 186V187H252ZM120 187V188H119ZM136 187V188H135ZM171 189H169V188ZM243 187V188H242ZM248 187V188H247ZM255 187V188H254ZM50 188V187H49ZM143 188V189H142ZM235 188V189H234ZM140 189V190H139ZM154 189H156V190H154ZM181 189V190H180ZM186 189V190H185ZM227 189V190H226ZM240 189H241V191H240ZM246 189V190H245ZM17 190L18 191H20L21 190V188L19 189L18 187H17ZM46 190H48L47 188L45 189V191ZM50 191L49 192H51V191H53L54 190V188H52V190L51 189H49ZM159 190V191H158ZM164 190V191H163ZM185 190V191H184ZM226 190V191H225ZM228 190H229V193H228ZM232 190V191H231ZM133 191V192H132ZM139 193H138V192ZM150 191H152V192H154V191H156L154 194L151 192V194H152V196H155V194H156V196H158L159 195V197H161L160 195H162V196H164L163 194H165V196H164V198L165 197H169L168 195H166V194H170L169 193V191L171 192V193H174L175 192V194H176V196H178V197H180V199H182L181 201H182V203H181V205L180 206H172V203H171V200L172 199H170V197H169V199L167 198V199H164V198H159V203L161 202V201H163L164 202V200H168V201H166V202H161L160 204H158V206L159 207H157V205L156 206H154V208H149V209H142V208H137L136 206H134L133 205V201H134V199L136 198V197H140L139 199H143V197H147V196H149V195H151L150 194ZM181 191V192H180ZM183 191V192H182ZM239 191V192H238ZM248 193H247V192ZM250 191V192H249ZM252 191V192H251ZM258 193H257V192ZM263 191V192H262ZM55 192H58L57 190H55ZM59 192H60V190H59ZM137 192V193H136ZM161 192V193H160ZM164 192V193H163ZM185 192V193H184ZM191 192L193 193L192 195H191ZM261 192H262V194H261ZM107 193V192H106ZM109 193V192H108ZM148 193V194H147ZM159 193V194H158ZM204 193H205V195H204ZM247 193V194H246ZM105 194V193H104ZM136 194V195H135ZM138 194V195H137ZM174 194V195H175ZM178 194V195H177ZM201 194V195H200ZM206 194H208V196H206ZM247 196H246V195ZM252 194V195H251ZM261 194V195H260ZM140 195V196H139ZM171 195V194H170ZM180 195V196H179ZM183 195V196H182ZM191 195V196H190ZM198 195V196H197ZM204 195V196H203ZM236 195V196H235ZM255 195V196H254ZM57 196V195H56ZM59 196V195H58ZM57 196V197H58ZM120 196V197H119ZM142 196V197H141ZM232 196V197H231ZM258 197V199H257V197ZM118 197H119V200H118ZM25 198V197H24ZM105 198H106V200H105ZM122 198V199H121ZM198 198V199H197ZM199 198H202V200H199ZM254 198V199H253ZM26 199V198H25ZM121 199V200H120ZM161 199V200H160ZM194 199V200H193ZM207 199V200H206ZM232 199V200H231ZM14 200H16V199H14ZM109 200H111V201H109ZM235 200V201H234ZM122 201H123V203H122ZM170 201V202H169ZM258 201V202H257ZM109 202V203H108ZM111 202V203H110ZM201 202V203H200ZM205 202V203H204ZM227 202V203H226ZM230 202V203H229ZM209 203V204H208ZM103 204V205H102ZM105 204V205H104ZM111 205V207L113 206H115L114 208L112 207H110V205ZM119 204V205H118ZM124 204H126V205H124ZM127 204H129V206L131 205V206H133V207H135L134 209L135 210H133V207H132V209H130L129 208V206L127 205ZM189 204V205H188ZM191 204V205H190ZM196 204H198V205H196ZM229 204V205H228ZM234 204V205H233ZM259 204V205H258ZM117 205V206H116ZM123 205V206H122ZM194 205V206H193ZM261 205V206H260ZM121 206V207H120ZM124 206H125V208H124ZM126 206H128L127 208H129V210L130 211H128L127 210V208H126ZM130 206V207H131ZM161 206V207H160ZM62 207V208H61ZM194 207V208H193ZM94 208H95V206H94ZM107 208V209H106ZM110 209V211H109V209ZM117 208V209H116ZM125 209V211L123 212V210ZM188 209V210H187ZM191 209V210H190ZM65 210H67V211H65ZM185 210V211H184ZM198 210V211H197ZM199 210H201L200 212H199ZM253 210V211H252ZM107 211V212H106ZM124 213H122V212ZM128 211V212H127ZM133 211V212H132ZM135 211H137V212H135ZM63 212V213H62ZM68 212V213H67ZM129 212H130V214H131V212L133 213L132 215H131V218H130V214H129ZM135 212V213H134ZM154 212V213H153ZM60 213V214H59ZM107 213V214H106ZM114 213H116V214H114ZM121 213V214H120ZM125 213L126 214H128V216L129 217H127V215L125 216ZM139 213V214H138ZM189 213V214H188ZM66 214V215H65ZM109 214V215H108ZM134 214H135V216H134ZM255 214V215H254ZM65 215V216H64ZM69 215V216H68ZM100 215H101V217H100ZM106 215V216H105ZM122 215V216H121ZM257 215V216H256ZM261 215V216H260ZM82 216V215H81ZM114 216V217H113ZM124 216H125V218H124ZM143 216V217H142ZM256 216V217H255ZM72 217V218H71ZM75 219H74V218ZM103 217V218H102ZM134 217V218H133ZM141 217V218H140ZM71 218V219H70ZM147 218V219H146ZM260 218V219H259ZM80 219V220H79ZM90 219V220H89ZM111 220V222H109L108 224L109 225H107V222H108V220ZM117 219H119V220H117ZM145 219V220H144ZM257 219V220H256ZM74 220V221H73ZM78 220V221H77ZM85 220V221H84ZM96 220V221H97ZM114 220V221H113ZM83 221V222H82ZM91 221V222H90ZM116 221H118V222H116ZM182 221V222H181ZM75 222H76V224H75ZM149 222V223H148ZM255 222V223H254ZM87 223H88V225H87ZM89 223H90V225H89ZM110 223H112V224H110ZM245 223V224H244ZM259 223V224H258ZM75 224V225H74ZM117 224V225H116ZM127 224V225H126ZM130 224V225H129ZM79 225V226H78ZM83 225V226H84ZM114 225H116L115 227H114ZM78 226V227H77ZM111 226V227H110ZM128 226V227H127ZM256 226V227H255ZM73 227V228H72ZM114 227V228H113ZM126 227H127V230H126ZM129 227L130 228H132V229H129ZM56 228V229H55ZM96 228V229H95ZM84 229H86V227L84 228ZM129 229V230H128ZM135 230V231H134ZM130 231V232H129ZM131 231H132V233H131ZM3 232H4V234H3ZM2 233L0 232V245H2L1 247V251L2 252H4L3 250H5V252H7L8 250H6V248L8 249V247L9 248H11L10 250H12V248H14V252H15V250H18L20 247L19 246H23L22 248H20L18 251H20L21 253L20 254H22V257H26L28 254H30V249H32V248H34L33 247V245L34 244H31V243H28V244H25V243H27V242H25V240L23 239H21V238H23L25 235L24 234H21L20 232H17V231H15L16 232V234H15V232L13 231V232H8V233H5V231H3ZM11 233V234H10ZM18 233L20 234V235H22L21 236V238H20V236L18 235ZM127 233H130L129 235L127 234ZM140 233V234H139ZM257 233V234H256ZM259 233V234H258ZM2 234V235H1ZM10 234V235H9ZM14 234V235H13ZM74 234V235H73ZM4 235V236H3ZM12 235V236H11ZM16 235V236H15ZM24 235V236H23ZM63 235V236H64ZM140 235V236H139ZM146 235V236H145ZM9 238H8V237ZM13 236H14V238H13ZM62 236V237H63ZM116 236H121V237H116ZM6 237H7V239H9L8 241H7V239H6ZM15 237H17V238H15ZM70 237H72V238H70ZM115 237V238H114ZM130 237V238H129ZM136 237V238H135ZM13 238V239H12ZM24 238H26V237H24ZM120 240L119 242H118V240ZM122 238V239H121ZM138 238V239H137ZM256 238V239H255ZM17 239V240H16ZM22 240V242H20L21 240ZM27 239V238H26ZM116 239V240H115ZM146 239V240H145ZM18 240H20V241H18ZM65 240V239H64ZM63 240V241H64ZM257 240H258V242H257ZM2 241V242H1ZM66 241V240H65ZM70 241V240H69ZM133 241V242H132ZM234 241H236V242H234ZM19 244V242H20V244L21 243H23V244H25V245H17V243ZM31 242H33V241H31ZM188 242V243H187ZM234 242V243H233ZM2 243V244H1ZM13 243H15L14 245H13ZM35 243V242H34ZM141 243V244H140ZM147 243V244H146ZM257 243V244H256ZM138 244V245H137ZM234 244V245H233ZM18 247H17V246ZM27 245H30V246H32V248L30 247V246H28L27 247ZM36 245H37V243H36ZM36 245H34V246H36ZM115 245H120L118 248H116V246ZM131 245H133V247L131 246ZM239 245V246H238ZM16 246V247H15ZM25 246V247H24ZM121 246H122V248H121ZM124 246V247H123ZM135 246V247H134ZM137 247V248H136ZM4 248V249H3ZM16 248V249H15ZM23 248H27V249H23ZM124 248V249H123ZM129 248H130V251H128L129 250ZM133 248L135 249L134 251H132L133 250ZM139 248V249H138ZM233 248V249H232ZM242 248V249H241ZM246 248V249H245ZM248 248V249H247ZM124 251H123V250ZM182 249H183V251H182ZM235 249V250H234ZM244 249V250H243ZM253 249V250H252ZM27 250H28V252H27ZM250 250V251H249ZM23 251H25V252H23ZM34 251V250H33ZM32 251V253H34V252H36V251H34L33 252ZM107 251V250H106ZM263 251V252H262ZM17 252V251H16ZM15 252V253H16ZM201 252V253H200ZM252 252V255L250 254ZM24 253L26 254V253H28V254H26V255H24ZM112 253H113V255H112ZM125 253H129L128 254V256L127 255H125ZM178 253V254H177ZM254 253V254H253ZM1 254V253H0ZM122 254H124V255H122ZM139 254V255H138ZM176 254V255H175ZM17 256H18V254H16ZM111 255V256H110ZM198 255V256H197ZM233 255V256H232ZM253 255H256L255 257L253 256ZM263 255V256H262ZM124 256V258H122ZM179 256V257H178ZM189 258H188V257ZM206 256V257H205ZM126 257V258H125ZM131 257H133V258H131ZM201 257H203V259L204 260H202V258ZM251 257L254 259V260H250L251 259ZM262 259H261V258ZM145 258H147V260H148V262L145 260ZM192 258V259H191ZM194 258H195V260H194ZM206 258V259H205ZM214 258V259H213ZM231 258H233V259H231ZM257 258H259V259H257ZM6 259H8V258H6ZM130 259V260H129ZM226 259V260H225ZM249 259V260H248ZM257 259V260H256ZM9 260V259H8ZM11 260V259H10ZM145 260V261H144ZM164 260V261H163ZM190 260V261H189ZM200 260V261H199ZM208 260V261H207ZM224 260H225V262H224ZM247 260V261H246ZM142 261V262H141ZM193 261V262H192ZM202 261V262H201ZM206 261V262H205ZM212 263H211V262ZM229 261V262H228ZM232 261V262H231ZM234 261V262H233ZM249 261V262H248ZM256 261V262H255ZM109 262V263H110ZM147 262V263H146ZM113 262H111V264H114ZM160 263V264H161Z\"/></svg>",
	"mask_w": 264,
	"mask_h": 264
},
{
	"label": "bare ground",
	"instance_id": "2",
	"mask_svg": "<svg viewBox=\"0 0 264 264\" xmlns=\"http://www.w3.org/2000/svg\"><path fill=\"white\" fill-rule=\"evenodd\" d=\"M110 0H0V23H2L3 22V20L1 19L2 17H5V16H9V18L8 19H10V20H8L7 19V21H9V26L6 24V25H4L3 24V26H8V27H6V28H8V29H3V26H1L2 27V29H1V27H0V42H2V41H4L5 40V42L6 41H8L9 42V38H10V40L12 39V37L11 36H16V34L18 35V34H21V35H25L24 37H25V39H24V37L22 38V40L21 39H19V40H21V42L20 41H17V43L14 41V39H12L14 42L13 43H16V44H12V43H10V45H14L13 47L15 48V49H13V54L14 55H18V56H21L20 58H22L23 60H21L22 62H18V61H20V59L18 60V58H17V63H15V64H17V65H13V67H12V69L11 68H9V67H6V64H7V62L5 61L4 63H6L5 65L3 64V59L4 58H2V59H0V115H1V117H3L2 115L3 114H5V115H7V114H9L10 113V116L12 117V115H11V112H15V110H16V108H17V106H18V103L19 102H21L23 99H25L26 100V96L27 95H30V94H32V90L34 89V87H35V85L37 86V82H36V80H33L32 82H29L28 83V81H25L24 83H22L21 85L22 86H24V87H22L23 89H19L20 87V85L18 84V81H19V79H18V81H17V83H13V82H9L10 81V79H13V81L15 80V78H11L10 76L12 75V74H14V73H16V75H18V76H16V77H20V75L19 74H22V71H16V70H18L20 67H22V66H24V64L26 63V60L28 59V58H30V54L32 53V51L34 50V51H36L37 49L39 50V48H37L36 50L35 49H33L32 50V46H34V43H35V41H39V39L40 38H38V35L40 34V32L42 33V31H44L43 30V28L45 29V28H48L49 27V25H50V27H49V30L50 29H53L52 27H54L55 25H56V22H58L57 23V26H56V28L54 27V34H56L55 32L58 30V32H59V34L60 35H62V37H61V40L59 39V38H57L56 39V41L57 40H59V47H58V50H59V53H60V51L62 52V56H61V54H56V56L58 55V57H59V59L60 60H62V61H60V62H58L57 64L56 63H53L51 66L53 67V70H51V69H49L48 68V66H47V69H49V70H51V71H54L55 70V75L52 77L51 75H50V79H52L51 81H54L53 83L55 84V89H57V91H56V93H55V95L54 96H56V97H54L55 99L56 98H58V99H62L61 101H64L65 102V100L67 101V103H69L70 104V102H73V103H81L82 105H80V104H76V105H79V106H82V108L85 110V108L87 109V107H85L84 108V106L86 105V106H89L90 107V109H93V111H94V109L95 108H97V109H99V105H102L103 107H104V105H109V104H111V106L113 105V103H115V104H118L119 105V102H120V100H122L123 98H124V96H125V90H124V86H128L127 85V83L126 82H124L123 80H122V78H124V76H125V70H126V63H127V52L125 51V49H126V47L124 46V44L123 45H119L118 43H119V41L121 42V40H119L118 41V39H120L119 37H122L121 35H123V33H122V30H121V33H120V30H119V32L118 31H114V32H112V33H110V37H111V39H109L108 37L107 38H103L102 37V32H103V36H104V33L106 34L107 33V28L108 27H110V25L112 24V25H114V23H116L115 25H118V22L117 21H119V17H121L122 19H123V24H124V28L122 27V29L124 30V31H129V33L131 32L132 33V35L134 36L133 37V39H136V40H134V42L136 41V45H135V47H137V48H134V52L133 53H137L136 55H138L139 54V52L140 53H142V54H144V57L147 59V57H149V56H147V55H149L148 53H151V52H149L150 50H152L153 51V49L155 50H159L160 51V53H162V54H164V57L166 58V60H167V67L169 68L168 70H170V72H169V75L171 74H174V73H172L173 72V70H176L177 72H179V73H175V74H177L176 76H177V80H176V85H177V87L180 89H178V91H181V92H184L186 89V91L185 92H187L188 94H190L191 95V93L192 92H190L193 88H194V86H195V88L196 87H198L199 89L201 88V90L202 89H207L208 90V88H209V86L211 87L213 84H215V82L217 81V83L219 84V82H222L221 80H219V78L220 77H217V79H215V77H213V76H211V74L208 76L207 75V70H208V68H217L218 70L217 71H220L221 72V70H220V68H222V67H231L232 68V70H240L241 72H242V70H243V73L245 74L246 72L245 71H247V70H249V71H247V74H248V72H250V69H247V67L249 66V65H246L240 58H242L243 57V54L245 53V52H247V53H245L244 54V56L246 55V54H250L249 52H252V53H254V52H256L257 53V51H258V49H255V47H259L260 46V48H261V46L263 47V45H264V35H261V34H263V32L259 29V28H261L262 29V25H260V26H258V27H256L257 26V24L256 23H259V22H257V20H255L256 18H255V16H256V11H255V9L253 10H251V8L252 7H250L251 6V4H252V2H251V4L250 3H248L247 2V6L249 7L248 9H247V7H246V9L247 10H245V11H241V10H234V9H232L231 7H230V10L232 9L233 11L232 12H229L230 14H231V16L230 17H228V16H226L225 17V14H222V13H224L223 11H225V9H223V7L224 8H226L227 6H225V5H221V4H218L219 2H218V0L216 1V0H214V3L215 4H217V9L219 8L220 10L218 11V12H220V14H221V16H223V17H225V18H221V16L219 17L220 19H218V20H215V21H211V19H209L208 20V17L206 16V19H205V17L203 16V17H200L198 14V17L195 15V17H191L190 19H187L189 16H187V18H184V17H181L182 16V14L181 13H177V12H180L179 10H180V8L181 7H184L183 5H186V2H188L189 3V1L190 0H154V1H152V3H148L147 2V0H142V1H145L143 4H139L140 6L139 7H141V5H142V13L139 11V16H141V18L140 17H138L139 19H137L138 21H140L141 19H142V23L144 24V25H142L141 24V21H140V23L138 24V25H140V26H137V24H136V27L134 26L135 25V22L134 21H132L131 19L129 20H127L126 18H124L123 17V15H122V13L120 14V16L118 15L117 16V13H113V14H111V13H107V14H105V13H103L102 14V19H103V16H104V21L103 20H101V19H99V21L97 20V22H96V19H94V20H92V18L90 17L91 16V14L93 13V12H97V13H99L98 11H101V9L103 8V6L105 5H109V2ZM116 1H118L119 2V0H116ZM121 2L123 1V0H120ZM130 1V0H129ZM199 2H201V3H203L204 2V4L206 3L205 2V0L204 1H201V0H198ZM207 1V0H206ZM216 1V2H215ZM219 1H221V0H219ZM226 1V0H225ZM232 1V0H231ZM239 1V0H238ZM242 1V0H241ZM240 1V2H241ZM252 1V0H251ZM255 1V0H254ZM257 1V0H256ZM113 2V1H112ZM139 2V1H138ZM218 2V3H217ZM221 2H223V1H221ZM220 2V3H221ZM244 2V1H243ZM262 2V1H261ZM123 3V2H122ZM135 3V2H134ZM140 3H141V1H140ZM200 3V4H201ZM211 3H213V1L211 2ZM230 3H233V4H235V1L233 2H230ZM259 3H260V1H259ZM243 4V3H242ZM258 4V3H257ZM112 5V4H111ZM117 5V4H116ZM130 5V4H129ZM132 5V4H131ZM134 5V4H133ZM213 5V4H212ZM221 5V6H220ZM260 5V4H259ZM138 6V5H137ZM189 6V5H188ZM199 6V5H198ZM235 6V5H234ZM130 7V6H129ZM135 7V6H134ZM180 7V8H179ZM191 7H192V5H191ZM199 7H201L202 8V6H199ZM198 7V8H199ZM211 7V6H210ZM213 7V6H212ZM229 7V6H228ZM228 7L226 8L227 10H229L228 9ZM233 7V6H232ZM257 7V6H256ZM119 8V7H118ZM126 8H128V6L126 7ZM136 8V7H135ZM185 8V7H184ZM204 12H206L207 10H208V8H209V2L207 1V5H204ZM202 8V9H203ZM214 8H216V6L214 7ZM222 8V9H221ZM263 8V7H262ZM189 9V8H188ZM192 9V8H191ZM213 9V8H212ZM217 9H215V10H217ZM261 9V8H260ZM49 10V11H48ZM111 10V9H110ZM114 10V9H113ZM130 10V9H129ZM135 10V9H134ZM183 10V9H182ZM186 10V9H185ZM210 10H211V8H210ZM229 10V11H230ZM46 11H48L49 13H51V11H52V13H51V15H50V17L52 18V16H53V18H55L56 19V21H55V23H54V25L52 26L51 24V22H50V24L48 23L49 22V20L48 19H51L50 17H49V14L47 15V13H46ZM103 11H105V10H102V12ZM123 11V10H122ZM121 10L120 11H118V14L120 13V12H122ZM132 11V10H131ZM174 11H176V14L174 15ZM189 11V10H188ZM209 11V10H208ZM221 11H222V13H221ZM235 11V12H234ZM113 12V11H112ZM137 12V11H136ZM196 12H197V10H196ZM210 12V14H211V12L212 11H209ZM173 13V14H172ZM198 13V12H197ZM203 13V12H202ZM201 13V14H202ZM208 13V12H207ZM213 13V12H212ZM216 13V12H215ZM214 13V14H215ZM225 13H226V11H225ZM228 12L226 13V14H229ZM93 14H95V13H93ZM116 14V15H115ZM136 14V15H137ZM158 14V15H157ZM196 14V13H195ZM219 14V15H220ZM204 15V14H203ZM212 15V14H211ZM2 16V17H1ZM93 16V15H92ZM97 16V15H96ZM133 16V15H132ZM260 16V15H259ZM262 16V15H261ZM20 17H22V18H20ZM49 17V18H48ZM212 17V16H211ZM51 19V20H55V19ZM91 18V19H90ZM116 18H117V20H116ZM136 18H137V16H136ZM264 18V17H263ZM12 19V20H11ZM19 19H21V20H19ZM38 19H42L41 21H38ZM77 19H78V21H77ZM260 19V18H259ZM48 20V21H47ZM50 20V21H51ZM101 20V21H100ZM161 20V21H160ZM165 21V22H163V21ZM264 20V19H263ZM262 19L260 20L261 22L263 21ZM2 21V22H1ZM47 21V22H46ZM256 21V22H255ZM4 23V22H3ZM8 23V22H7ZM48 23V24H47ZM162 24V23H166L167 25H166V28L165 27H162L161 26V28H163V29H161L160 28V25L159 24ZM254 23L256 24V25H254ZM262 24V23H261ZM2 25V24H1ZM48 25V26H47ZM163 25V24H162ZM144 26V27H143ZM165 26V25H164ZM115 27V26H114ZM117 27V26H116ZM138 27H140V29L138 28ZM142 27V28H141ZM264 27V26H263ZM255 28H258L259 30H260V32H262V33H258V31L257 30H255ZM55 29H56V31H55ZM106 29V30H105ZM117 29H119V28H117ZM121 29V28H120ZM161 29V30H160ZM147 30V31H146ZM162 30H164L163 31V33H165L166 32V34H164L163 36L165 37L166 35V37H167V42L163 39L164 37L162 36V34H161V31ZM252 30H254V31H257V32H255V33H253L252 32ZM53 31V30H52ZM105 31V32H104ZM57 32V33H58ZM145 32V33H144ZM153 34H151V33ZM195 32H198L200 35L202 34V36L203 37H205V39L207 40V47H204V48H200V47H197L196 45H195V43L197 42H195V43H193L194 42V40H196V38L194 39V37H195V35H194V37H193V34L195 33ZM44 33V32H43ZM120 33V34H119ZM146 33H149L150 35H151V37L150 36H147V34ZM197 33V34H198ZM254 35H253V34ZM258 33V34H257ZM59 34H57L58 35V37H60V35ZM99 34H101V38L99 39L98 37H100V36H98ZM146 34V35H145ZM181 34H183L182 36H181ZM260 34V35H259ZM44 36V35H43ZM98 36V37H97ZM106 36V35H105ZM104 36V37H105ZM161 36L163 37V38H161ZM262 36V37H261ZM39 37H42V35H40ZM166 37H165V39H166ZM198 37V36H197ZM16 38V37H15ZM43 38V37H42ZM201 38V37H200ZM7 39V40H6ZM100 40H103V41H100ZM52 41V40H51ZM104 41H105V44H104ZM7 42V43H8ZM19 42V43H18ZM122 42H123V40H122ZM200 42V41H199ZM6 43V45H8ZM39 43V42H38ZM54 43V42H53ZM49 44V43H48ZM55 45H57V43H54ZM53 44V45H54ZM197 44V43H196ZM5 45V44H4ZM54 45V46H55ZM108 45H110L109 47H108ZM128 45V44H127ZM198 45V44H197ZM200 45V44H199ZM198 45V46H199ZM206 45V44H205ZM9 46V45H8ZM7 46V48L9 49V47H12V46H9L8 47ZM41 46V45H40ZM49 46H52V45H49ZM88 46L91 48V46L93 47L94 46V48L95 49H88ZM124 46V47H123ZM0 47H1V45H0ZM3 47V49L1 50L0 49V51H3L4 50V46H2ZM1 47V48H2ZM37 47V46H36ZM44 47V46H43ZM48 47V46H47ZM47 47H46V49H47ZM50 48V47H49ZM52 49H54L53 47H51ZM51 48H50V50L49 51H51ZM56 48H57V46H56ZM42 49V48H41ZM139 49H141L142 50V52H141V50L139 51ZM37 50V51H38ZM45 50V49H44ZM89 50V51H88ZM127 50V49H126ZM136 50H138L137 52H136ZM149 50V51H148ZM8 51V50H7ZM6 51V52H7ZM131 51H133L132 49H131ZM130 51V53H132ZM148 53H147V52ZM192 51H194L197 55H196V60L198 59V61L199 62H201V64H203V66L201 65V64H197V66L195 65V64H193L192 63V61L191 60H194V58L192 59V56H190L191 58V60L186 56V57H183V55H187V54H189L190 55V52H192ZM54 52H55V50H54ZM57 52V51H56ZM89 52H91V53H89ZM238 52H240V53H242V55L240 54V53H238ZM35 53V52H34ZM159 53V52H158ZM193 53V52H192ZM237 53V54H236ZM255 53V54H256ZM260 53V52H259ZM90 54V55H89ZM239 54V55H238ZM8 55V54H7ZM10 55V54H9ZM28 57H27V56ZM55 55V54H54ZM131 55V54H130ZM135 54H133V56L137 59V57L138 56H136ZM140 55V54H139ZM147 57H146V56ZM188 55V56H189ZM236 55H238L237 57H236ZM261 55V54H260ZM34 56V55H33ZM32 56V57H33ZM60 56H61V58H60ZM132 56V57H133ZM249 56V55H248ZM256 56H257V54H256ZM16 57V56H15ZM63 57V58H62ZM143 57V55L141 56V58ZM144 57H143V60H144ZM238 57H240V58H238ZM252 57H254V56H252ZM251 57V58H252ZM1 58V57H0ZM139 58H140V56H139ZM138 58V59H139ZM247 58V57H246ZM250 58V59H251ZM258 58V57H257ZM11 59V58H10ZM32 59H34V58H32ZM177 59V60H176ZM241 60V63H240V60ZM244 59V58H243ZM253 59V61L256 63V65H260V63H261V60H258V62H257V59L256 58H252ZM261 59V58H260ZM263 59H264V56H263V58H262V61H263ZM6 60V59H5ZM31 60V59H30ZM29 60V61H30ZM140 60H142V59H140ZM142 60V61H143ZM33 61V60H32ZM59 61V60H58ZM148 61H150V60H148ZM162 61H163V59H162ZM176 61V62H175ZM195 61V60H194ZM27 62H28V60H27ZM31 62V61H30ZM36 62V61H35ZM61 62H62V65H60L59 66V63L61 64ZM136 62V61H135ZM139 62V61H138ZM151 62V61H150ZM169 62V63H168ZM180 62V64L181 65H179V67L180 66H182L181 67V69H178V67H176L175 66V64L174 63H179ZM243 62V63H242ZM248 62H250V60L248 61ZM13 63H14V61H13ZM32 63V62H31ZM46 63V62H45ZM158 63V62H157ZM252 63V62H251ZM251 63H250V68H251V70H252V66H251ZM258 63V64H257ZM11 64V63H10ZM38 64V63H37ZM36 64V65H37ZM130 64V63H129ZM243 64H245V65H243ZM263 64H264V61H263ZM19 65H20V67H19ZM50 65V64H49ZM133 65H134V63H133ZM157 65H160V64H157ZM195 65V66H194ZM243 65V66H242ZM261 65H262V63H261ZM127 66H128V64H127ZM141 66V65H140ZM139 66V67H140ZM151 66V65H150ZM156 66V65H155ZM162 66V65H161ZM175 67V69H172V67ZM206 68H205V67ZM255 65H253V67H254ZM26 68H24L23 69V72H24V70H25V72L27 73V74H29L30 76H29V78H32V77H36L38 74H39V72H38V70H35L34 71V66H32V67H28V66H25ZM44 67V66H43ZM149 67V66H148ZM147 67V68H148ZM173 67V68H174ZM257 67V66H256ZM261 66H259L258 68H256V69H260V70H262L261 68H260ZM263 67H264V65H263ZM262 67V68H263ZM40 68H42V67H40ZM135 68V67H134ZM155 68V67H154ZM230 68V69H231ZM146 69V68H145ZM253 69H255V68H253ZM264 69V68H263ZM48 70V71H49ZM171 70H172V72H171ZM178 70H181V71H178ZM245 70V71H244ZM260 70H258L260 73L262 72V71H260ZM36 71H37V73H36ZM40 71V70H39ZM42 71V70H41ZM41 71H40V74H41ZM45 71V70H44ZM47 70H46V72H48ZM115 71H117V73H116V75L115 76H120V78H121V80L123 81V83L121 82V84L120 85H118L117 84V86H113V81H114V75L112 76V74H110V73H114ZM216 71V70H215ZM223 71H224V69H223ZM227 71V70H226ZM164 72V71H163ZM175 72V71H174ZM180 72H181V74H183L182 76H181V74H180ZM210 72H211V70H210ZM229 72V71H228ZM253 72H254V70H253ZM257 72V71H256ZM259 72L258 73H255L254 72V74L255 75H257L258 76V74H259ZM264 72V71H263ZM262 72V73H263ZM18 73V74H17ZM45 73V72H44ZM49 73H50V71H49ZM53 73V72H52ZM51 73V74H52ZM133 73V72H132ZM139 73V72H138ZM167 73V72H166ZM238 73V72H237ZM252 73V72H251ZM250 73V74H251ZM261 73V74H262ZM110 74V75H109ZM118 74V75H117ZM142 74V73H141ZM141 74H140V76H141ZM178 74H179V76H178ZM249 74V79H250V85H251V83H252V85H255L256 84V82H258V80H257V78H255V77H257V76H255V75H253V74H251V75H253V76H251ZM170 75V76H171ZM260 75V74H259ZM263 75V74H262ZM111 76L113 77V80L111 81L110 80V78H111ZM164 76V75H163ZM167 76V75H166ZM173 76H175V75H173ZM175 76V77H176ZM181 76V77H180ZM250 76H251V78H250ZM255 76V77H254ZM13 77V76H12ZM23 77V76H22ZM21 77V78H22ZM27 77V76H26ZM45 77L47 78H45L46 80H48V76H46V74H45ZM117 77V78H118ZM125 77H127V76H125ZM172 77V76H171ZM212 77V78H211ZM245 77H246V75H245ZM252 77H254V79L252 78ZM260 78H264V77H260ZM24 79V78H23ZM27 79V78H26ZM44 80V77H43V75H42V77H40V86H38L39 88L41 87V82H46L45 80ZM126 79V78H125ZM171 79V78H170ZM213 79H214V81H213ZM256 79V80H255ZM259 79V78H258ZM117 80V79H116ZM118 80H120L119 78H118ZM49 81V80H48ZM50 81V82H51ZM174 81V80H173ZM223 82H224V80H223ZM227 82V81H226ZM226 82H224V84L226 83ZM11 83H13V84H11ZM49 83V82H48ZM47 83V84H48ZM117 83V82H116ZM125 83H126V85H125ZM216 83V84H217ZM259 83V82H258ZM44 84V83H43ZM46 84V83H45ZM44 84V85H45ZM50 84V87H52L51 86V83H49ZM56 84H57V86H56ZM114 84H115V81H114ZM168 84V83H167ZM223 84V83H222ZM223 84V85H224ZM244 84V83H243ZM221 85V84H220ZM258 85V84H257ZM257 85H255V86H257ZM262 85V84H261ZM34 86V87H33ZM214 86V85H213ZM46 87H48V85L46 86ZM57 87V88H56ZM176 87V86H175ZM219 87V86H218ZM254 87V86H253ZM253 87H252V89H253ZM258 87V86H257ZM260 87V86H259ZM41 88H43V87H41ZM243 88H244V86H243ZM247 88V87H246ZM250 88H251V86H250ZM44 89V88H43ZM54 89V90H55ZM134 89V88H133ZM182 89H185V90H182ZM214 89V88H213ZM219 89V88H218ZM245 89V88H244ZM248 89V88H247ZM257 89V88H256ZM259 89V88H258ZM262 89V88H261ZM53 90V89H52ZM127 90V89H126ZM131 90V89H130ZM177 90V89H176ZM195 91H196V89H194ZM203 90V91H204ZM249 90V89H248ZM39 90H37V92H38ZM41 91V90H40ZM39 91V92H40ZM128 91V90H127ZM177 91V93L178 94H180V92H178ZM190 93H189V92ZM202 91V92H203ZM242 91H243V89H242ZM8 92V93H7ZM50 92V91H49ZM132 92H134V91H132ZM184 92V93H185ZM201 92V93H202ZM206 92V91H205ZM213 92V91H212ZM254 92V91H253ZM7 93V94H6ZM35 93V92H34ZM45 93H46V91H45ZM172 93V92H171ZM175 92H173V94L171 95V98L172 99H170V100H174L175 102H173V103H175V104H173L172 103V105L174 106L175 105V107L176 108H183V109H185L186 110V112H188L189 114H191V113H195V112H199V111H201V110H205L206 108H205V105L207 104L208 105V99H209V97H211L210 96V93H206V94H204V95H200V94H198V93H196V94H198V95H196V94H194V95H192L191 97L192 98H189L190 97V95H189V99L187 100L188 101V103H186L185 101V103L183 104L181 101V99L182 98H179L178 99V97H181V96H178V94H174ZM235 93H237L236 91L235 92H230V90H222V91H219L218 93H216L218 96H219V99H220V101L222 102H230L231 103V101H236V100H239V99H245L244 101H245V103L247 102V101H249V99L251 98L250 96H249V94L247 93V91H246V89H245V91L244 92H242V93H239V95H237V94H235ZM40 94V93H39ZM42 94V93H41ZM41 94H40V97H41ZM47 94V93H46ZM252 95V94H251ZM31 96V95H30ZM35 96H37V93L35 94ZM128 96V95H127ZM178 96V97H177ZM197 96V97H196ZM248 96V97H247ZM34 97V96H33ZM53 97V96H52ZM185 97H186V95H185ZM184 97V98H185ZM195 97V98H194ZM213 97V96H212ZM250 97V98H249ZM39 98V97H38ZM44 98V97H43ZM42 98V99H43ZM197 98H199V99H197ZM22 99V100H21ZM41 99V100H42ZM64 99V100H63ZM124 99H126V98H124ZM207 99V102L205 101ZM217 99V98H216ZM21 100V101H20ZM48 100V99H47ZM54 100V99H53ZM255 100V99H254ZM27 101V100H26ZM29 101H31V100H29ZM33 101V100H32ZM49 101V100H48ZM57 101V100H56ZM190 101V102H189ZM212 101V100H211ZM219 101V102H220ZM244 101H243V104H244ZM6 102V103H5ZM25 102V101H24ZM35 102V101H34ZM60 102V101H59ZM103 104H102V103ZM110 102V103H109ZM122 102V101H121ZM127 102V101H126ZM145 102V101H144ZM222 102V103H223ZM2 103H4V104H2ZM36 103V102H35ZM41 103V102H40ZM48 103V102H47ZM63 103V102H62ZM85 103V105H83ZM86 103H88V104H86ZM105 103V104H104ZM123 103H125V102H122V104ZM223 103V104H224ZM25 105V103H22V104H19V105ZM32 104V103H31ZM37 104H39V103H37ZM64 104V103H63ZM142 104V103H141ZM144 104V103H143ZM150 104V103H149ZM155 105H156V107H148V106H144V105H146V104H144L143 106H142V108L141 107H139L138 108V110L135 112L134 111V114L132 115V117L130 118V115L131 114H129V117H128V115H127V113H126V111L128 112V113H130L127 109H126V111L124 110V112L122 113L123 114V116L120 114L121 112H122V110H121V112H120V110H118L117 112H120L119 114V117L120 118H123L124 120H130L131 119V121H127L126 122V125L124 124L123 126L124 127H122V129H121V133H119L120 135L121 134H123L124 135V138H120V136H118L119 138L117 139V141L119 142L118 144H123L124 143V145L126 144V146L123 148V151H118V150H120V149H118L117 151H118V153H114V155H116V156H114L113 155V157H115V158H117V159H114V158H111V159H113L112 161L111 160H109V167L108 166H106V169H105V173H104V171H103V174H101L100 172V174L102 175H100V174H96V175H99V177L97 176V177H94V176H96L95 175V172L93 171V172H90L91 170H94V169H92L90 166H92L93 167V165H92V163H91V160L93 159L94 160V158L91 156H89V158H88V156H87V158H85L84 156L85 155H82L83 153V151H84V148L83 149H81L82 147H81V143L79 144L78 142H81L80 141V139H82L83 137H81V135L79 136V135H77V136H79L78 138H80L79 140H77V136H75L76 137V139H74L73 141L71 140H67L68 138H65V136H59L57 139H55V143H53V145H56V147H54V148H52L51 146H49V143H51V142H47V144H48V146L50 147H45V148H42V150L40 151L39 150V153L40 154H38V155H40V157L36 160V156H35V160H31V158L28 160V159H26V160H28V162H29V164H28V162H26V164H28L27 165V167H25V168H29V166H30V168H29V172L28 171H26V170H23L24 169V166H26L25 164H24V166H23V168H21V171H22V175H23V173H25L24 171H26V178H19L20 180H18V178L16 179L15 178V176H13V175H11V179L9 178V176L7 175V174H4V176H5V179L3 180V178H2V180H0V232L2 233L3 231H5V233H8V232H15V231H17V232H20L21 234H24L23 236L24 237H26V238H21V236L22 235H20L19 233H18V235L20 236V238L23 240H25V242H27V243H25V244H28V243H31V244H34V245H36V243H37V245L36 246H34L33 245V247L34 248H32V246H30V245H27V247L28 246H30L32 249H30V254H28V253H26V254H28L26 257H22V254H20L21 252L20 251H18L20 248H22L23 246H19L20 248L18 249V250H15V252H14V248H12V250H10L11 248H9L8 247V249L6 248V250H8L7 252H5V250H3L4 252H2L1 251V246L3 245L2 243V245H0V264H111V262H113L114 263V261H111L110 262V260H109V262H107V263H105V262H101V261H97V262H95L97 259L96 258H100V260H101V258L103 257V258H106V257H104V256H107L108 254H111V252L113 251V249L109 252L108 251V249H107V247H110L109 245L111 244V243H113V244H115V242H112V240H111V238H113V234L115 235V232H116V234L117 235H119L120 233H122L123 232V229L121 230V228H123V224L124 223H126V221L124 222V220H123V216L122 217H120V220L119 219H117V220H119V225H118V227L116 226V225H114V230H113V233L112 232H110V230H108V226H106L105 225V221L103 222V223H101V219H100V222H99V220H97V218H96V220H95V222L94 223H91V224H94V225H91V226H93V227H96L97 229H98V227L100 228V227H102L101 228V232H99V230L97 231V230H94V228L92 229H90L89 227L90 226H86V225H84V223L82 224L81 222H80V226H82V227H86V229H84L83 228V230H82V233L83 234H85L84 236H80L79 234H78V236L77 237H75V239H72V241H71V239H69V237L66 235V233H67V231H66V233H65V235H64V233L63 232H65L64 230L60 233V235L59 236H57V237H54L53 236V232L54 231H52V230H54L53 228H51L52 226L50 225V221L49 220H45V214L46 213H48V215H51V214H53V212H50V209L52 208V210H53V207L54 206H62L63 208L65 207L67 210H68V212H69V214L70 213H73V214H70V215H75L76 217H78V215L80 214V218L81 217H83L84 219L85 218H88V217H90V219H92L93 217L95 218V214L97 215L98 213H95L94 214V212H97V211H95L97 208V204H99L98 202H100L101 201V197L102 196H105L106 194L109 196L110 195V197H108L109 199H111L112 197H114L115 199L117 198V196L119 195V194H117V196L115 197V194H116V186L118 187V186H121L122 187V185H123V187H124V185H126V184H124L123 182H127L125 179H123V177L126 175V171L128 172V170H131V169H133V170H135V169H137V165H136V163H135V161H132V159H133V157H130V156H132V154L134 155V153H137L138 151L140 152V151H143L144 152V149H145V147H146V141L148 140V139H151V138H149L148 137V139H147V136L149 135V134H147V133H149V130L148 129H150L151 128V124H149V122L151 123L153 120L151 119V117L154 115H157L156 113L158 112V113H160L161 112V109L163 110L164 108V105H157L156 104V102L154 103ZM162 104V103H161ZM212 104V103H211ZM229 104V103H228ZM242 104V103H241ZM247 104V103H246ZM245 104V105H246ZM249 104V103H248ZM252 104V103H251ZM250 104V105H251ZM2 105V106H1ZM4 105V106H3ZM17 105V106H16ZM33 105V104H32ZM34 105H36V104H34ZM51 105H52V102H51ZM66 106H67V104H65ZM70 105H72V104H70ZM69 105V106H70ZM117 105V106H118ZM45 106H47V105H45ZM68 106V107H69ZM75 106V105H74ZM101 106V107H102ZM110 106V105H109ZM127 106V105H126ZM132 106V105H131ZM154 106V105H153ZM172 106V107H173ZM185 106V107H184ZM253 106V105H252ZM34 107V106H33ZM39 107V106H38ZM54 107V106H53ZM56 107H58V106H55L54 108H56ZM78 107V106H77ZM100 107V108H101ZM108 107V106H107ZM116 106H114V108H115ZM119 107H121V106H119ZM128 107V106H127ZM135 107V106H134ZM134 107H133V109H134ZM136 107H137V105H136ZM135 107V108H136ZM223 107V106H222ZM245 107V106H244ZM248 107V106H247ZM250 107V106H249ZM248 107V108H249ZM52 108V107H51ZM54 108H52V109H54ZM59 108V107H58ZM57 108V109H58ZM61 108V107H60ZM72 107H70V109H71ZM141 108V109H140ZM170 108V107H169ZM175 108V109H176ZM213 108V107H212ZM224 108V107H223ZM232 108H233V106H232ZM234 108H236V107H234ZM247 108V109H248ZM62 109V108H61ZM60 109V110H61ZM70 109H69V111H70ZM76 109V108H75ZM80 109H81V107H80ZM123 109H125V107L123 108ZM129 109V108H128ZM132 109V110H133ZM171 109V108H170ZM228 109H229V107H228ZM244 109V108H243ZM246 109V110H247ZM17 110H18V108H17ZM38 110V109H37ZM74 110V109H73ZM77 110H78V108H77ZM84 110H82V112L84 111ZM88 111H91V110H89V108L87 109ZM99 110H101V109H99ZM99 110H97V115H98V112H99ZM105 110V109H104ZM135 110V109H134ZM168 110V109H167ZM173 110V109H172ZM171 110V111H172ZM224 110H225V108H224ZM237 110V109H236ZM250 110V109H249ZM9 111H11V112H9ZM35 111H36V109H35ZM39 111V110H38ZM57 111V110H56ZM62 111V110H61ZM67 111V110H66ZM68 111V112H69ZM86 111V110H85ZM87 111V112H88ZM93 111L91 112V113H93ZM96 111V110H95ZM94 111V112H95ZM107 111V110H106ZM113 111V110H112ZM211 111L213 112V110L211 109ZM211 111H210V113H211ZM235 111V110H234ZM17 112V111H16ZM24 112V111H23ZM23 112H22V116H23ZM40 112H42V111H40ZM52 112H53V110H52ZM79 112V111H78ZM77 112V113H78ZM116 112V113H117ZM133 112V111H132ZM169 112V111H168ZM178 112V111H177ZM239 112H240V110H239ZM242 112V111H241ZM240 112V113H241ZM251 112V111H250ZM7 113V114H6ZM18 113H19V110H18ZM25 113H28V111L27 112H25ZM50 113H51V111H50ZM49 113V114H50ZM54 113H56V112H54ZM60 113V112H59ZM100 113H101V111H100ZM176 113V112H175ZM181 113H182V111H181ZM218 113V112H217ZM244 113V112H243ZM29 114V113H28ZM37 114V113H36ZM35 114V115H36ZM41 114V113H40ZM44 114V113H43ZM43 114H41V116L43 115ZM52 114V113H51ZM64 114V113H63ZM70 114V113H69ZM87 114V113H86ZM94 114H96V113H94ZM102 114H103V112H102ZM110 114H111V112H110ZM124 114H126V115H124ZM198 114V113H197ZM203 114V113H202ZM205 114V113H204ZM204 114H203V116H204ZM212 114V113H211ZM222 114V113H221ZM252 114V113H251ZM16 115H19V114H17L16 113ZM34 115V116H35ZM46 115V114H45ZM53 115V114H52ZM66 115V114H65ZM72 115V114H71ZM82 115V114H81ZM101 115V114H100ZM112 115V114H111ZM183 115H184V113H183ZM186 115V114H185ZM194 114H192V116H193ZM199 115H200V112H199ZM215 115H216V111H215ZM239 115V114H238ZM264 115V114H263ZM10 116H8V117H10ZM14 116V115H13ZM22 116H20V117H22ZM30 116V115H29ZM37 116H39V115H37ZM50 116V115H49ZM48 116V118L47 119H49L50 117ZM57 116H59V115H57ZM56 116V114H54L53 116H51V117H53V119L55 120V118H56V121H52V118H50L51 120V122H55V124H53L52 125V123H50V125L48 124H46V126H49V127H57L58 128V130L59 129H61V131L63 132V125H62V123L64 122L65 123V127H64V129L65 128H67V126H66V124H68L66 121H64L65 119L64 118H62V117H57ZM60 116H62V115H60ZM74 116V115H73ZM89 116V115H88ZM99 116V115H98ZM110 116V115H109ZM117 116H118V114H117ZM122 116V117H121ZM153 116V117H154ZM158 116V115H157ZM213 116V115H212ZM229 116H230V114H229ZM247 116V115H246ZM261 116V115H260ZM1 117H0V120H1ZM20 117H19V119H20ZM24 117H26V114H25V116ZM23 117V118H24ZM31 117V116H30ZM55 117V118H54ZM79 117V116H78ZM152 117V118H153ZM194 117V116H193ZM207 117V116H206ZM209 117V116H208ZM216 117V116H215ZM223 117H225V116H222V118ZM232 117V116H231ZM244 117V116H243ZM253 117V116H252ZM5 118V117H4ZM3 118V119H4ZM22 118V119H23ZM27 118V117H26ZM26 118H25V120H26ZM35 118H37L36 116H35ZM42 118V117H41ZM66 118V117H65ZM68 118V117H67ZM102 118V117H101ZM100 118V119H101ZM118 118V117H117ZM130 118V119H129ZM155 118V117H154ZM184 118V117H183ZM195 118V117H194ZM214 118V117H213ZM218 118V117H217ZM228 117H226L225 118V120L227 119ZM238 118V117H237ZM240 118V117H239ZM247 118V117H246ZM264 118V117H263ZM11 119V118H10ZM9 119V120H10ZM38 119H39V117H38ZM43 119V118H42ZM88 119H90V118H88ZM116 119V118H115ZM186 119H187V117H186ZM191 119V118H190ZM219 119V118H218ZM218 119L216 120L215 118H214V120L213 119H209L208 118V122H209V120H212L211 122L212 123H214L215 122V124L218 122ZM221 119V118H220ZM220 119H219V121H220ZM253 118H251V120H252ZM259 119H260V117H259ZM32 120H33V118H32ZM36 121H37V119H35ZM35 120H33V121H35ZM67 120V119H66ZM71 120V119H70ZM69 120V121H70ZM109 120V119H108ZM120 120V119H119ZM123 120V121H124ZM142 122H141V121ZM195 120V119H194ZM224 120V119H223ZM232 120V119H231ZM4 121H6V119L4 120ZM11 121H13V120H11ZM18 121V120H17ZM24 120H22L21 122H23ZM27 121V120H26ZM47 122H48V120H46ZM117 121V120H116ZM115 121V122H116ZM137 121H140L141 122V124L140 123H137ZM185 121V120H184ZM196 121V120H195ZM221 121H222V119H221ZM220 121V122H221ZM230 121V120H229ZM253 121V120H252ZM7 122V121H6ZM38 122V121H37ZM37 122H35L36 124H37ZM43 122V121H42ZM88 122H90V121H88ZM108 122V121H107ZM113 122V121H112ZM111 122V123H112ZM198 122V121H197ZM219 122V123H220ZM237 122V121H236ZM255 124L256 123H261L260 121H258V122H256V121H253ZM2 123H3V121H2ZM1 123V124H2ZM5 123V122H4ZM4 123H3V125H4ZM10 123V122H9ZM30 123V122H29ZM29 123H27L28 124V126L26 125V126H24V128L23 129H21V131H27L28 130V132L27 133H31V134H29L30 136L32 135V134H35L34 132H36L35 131V129H34V131H32L33 130V128H35L32 124L30 125ZM32 123H34V122H32ZM76 123V122H75ZM79 123V122H78ZM117 123V122H116ZM118 123H120V122H118ZM117 123V124H118ZM154 123V122H153ZM201 123H203L202 122V120H201ZM197 124L198 125V127H200L198 130H196V128H198L197 127V125H196V123L194 124V122H193V120H192V122L191 121H187L185 124H182V126H181V128H182V130H184V131H186V133L187 132H189V133H192L191 131H196V133H198V132H200L201 133V131H200V129H202V132L203 133H201V137H202V135H204L203 137L204 138H210L209 137V134L212 132V130L210 129V127H208L207 125H206V128H205V126H204V124L205 123H203V125L202 124ZM6 124V123H5ZM11 124H12V122H11ZM39 124V123H38ZM43 124V123H42ZM81 124V123H80ZM83 124V123H82ZM85 124V123H84ZM90 124V123H89ZM106 124V123H105ZM116 124V125H117ZM122 124V123H121ZM208 124V123H207ZM222 124V123H221ZM18 125V124H17ZM20 125V124H19ZM41 125V124H40ZM70 125V124H69ZM72 125V124H71ZM150 125V126H149ZM174 125V124H173ZM209 125V124H208ZM243 125V124H242ZM245 125V129H244V127L243 126H241V127H243V130L241 131V134H239L240 136H239V138H238V142H237V145H238V147L239 146H241L242 144V146H244V147H249V146H252V147H255V149H256V151H257V153H258V151H259V153L262 151V152H264L263 150H264V124L262 125H260V124H258L257 125V127H255L254 129L255 130H253L252 131V127L251 126H247L246 127V124H244ZM248 125V124H247ZM5 126H7V125H5ZM33 126V127H32ZM39 126V125H38ZM103 125H101L100 127H101V130H102V128H104V129H107V128H105L106 126H104V127H102ZM114 126V125H113ZM121 126V125H120ZM204 126V127H203ZM211 126V125H210ZM212 126H214V125H212ZM211 126V127H212ZM215 126H217V125H215ZM0 127H3V129L1 128L0 130H4V126H2V125H0ZM25 127H26V129H25ZM42 127V126H41ZM76 127V126H75ZM99 127V126H98ZM117 126H115V128H116ZM149 127V128H148ZM174 127V126H173ZM56 128V129H57ZM71 128V127H70ZM79 128V127H78ZM153 128V127H152ZM156 128V127H155ZM155 128H153V129H155ZM158 128H159V126H158ZM181 128H180V130H181ZM184 128V129H183ZM185 128L187 129V130H185ZM209 128V129H208ZM216 128V127H215ZM218 129H219V127H217ZM10 129H12V128H10ZM15 129V128H14ZM40 129L41 128H39V131H40ZM55 129V128H54ZM68 129V128H67ZM72 129V128H71ZM75 129V128H74ZM80 129V128H79ZM86 129V128H85ZM91 129V128H90ZM94 129V130H93ZM93 129H91V133L93 134H91V133H89V134H91L92 135V137L93 136H98V134L99 133H101L100 131H99V129L97 130V128L95 129V128H93ZM103 129V130H104ZM241 129V128H240ZM9 130V129H8ZM46 130V129H45ZM83 130V129H82ZM109 130V129H108ZM107 130V131H108ZM150 130H152V129H150ZM178 130V129H177ZM179 130V131H180ZM215 131L217 130V129H214ZM222 130V129H221ZM17 131V130H16ZM42 131H43V128H42ZM65 131H70V130H65ZM65 131H64V134H65ZM72 131H73V129H72ZM87 131V130H86ZM105 131V130H104ZM103 131V132H104ZM148 131V132H147ZM194 131V132H195ZM237 131H238V129H237ZM240 131V130H239ZM254 131H257V132H254ZM19 132V131H18ZM56 132V131H55ZM59 133H61V134H63L62 132H60V131H58ZM78 132V129L76 128V133ZM102 132V133H103ZM108 132H112L111 130L110 131H108ZM123 132V133H122ZM214 132V131H213ZM212 132V133H213ZM3 132H1V134H2ZM25 133V132H24ZM72 134H73V132H71ZM76 133H74L73 135H75ZM88 133V132H87ZM105 133V132H104ZM104 133H103V135H104ZM151 133H152V131H151ZM172 133H175V132H172ZM184 132H182V134H183ZM186 133H184V135L185 136H188V135H186ZM235 133H237V132H235ZM239 133V132H238ZM256 135H255V134ZM26 134V133H25ZM37 134V133H36ZM42 134V133H41ZM40 134V135H41ZM106 134H107V132H106ZM112 133H110V135H111ZM116 134V133H115ZM153 134V133H152ZM181 134V135H182ZM188 134V133H187ZM12 135V134H11ZM20 135V134H19ZM21 135H22V133H21ZM27 135V134H26ZM68 135V134H67ZM66 135V136H67ZM102 135V136H103ZM108 135V134H107ZM123 135L121 136V137H123ZM128 135V136H127ZM151 135V134H150ZM191 135V134H190ZM1 136H3V135H1ZM10 136V135H9ZM38 136V135H37ZM51 136V135H50ZM53 136V135H52ZM83 136H84V134H83ZM89 136V135H88ZM112 136V135H111ZM171 136H173V135H171ZM220 136V135H219ZM236 136V135H235ZM12 138H13V136H11ZM86 137H87V135L86 136H84V138L86 139ZM95 137V138H96ZM117 137V136H116ZM152 137V136H151ZM183 138V135L182 136H180V138ZM190 137V136H189ZM194 137V136H193ZM199 137V136H198ZM203 137H202V139H203ZM216 137H218V135L216 136ZM2 138V137H1ZM3 138H5L6 139V136L5 137H3ZM8 138V137H7ZM36 138V137H35ZM70 138V137H69ZM89 138V137H88ZM94 138V139H95ZM104 138H105V136H104ZM186 138V137H185ZM192 138V137H191ZM190 138V139H191ZM211 138H212V136H211ZM11 139V138H10ZM39 139H40V137H39ZM115 139V138H114ZM113 139V140H114ZM189 139V140H190ZM200 139V138H199ZM215 139V138H214ZM219 139V138H218ZM29 140V139H28ZM35 140V139H34ZM41 140V139H40ZM96 140H98V138L96 139ZM101 140V139H100ZM103 140H105V139H103ZM179 140V139H178ZM185 140V139H184ZM221 140V139H220ZM233 140V139H232ZM258 140H261V141H259L260 143L259 144H257V141ZM4 141V140H3ZM6 141V140H5ZM106 141V140H105ZM105 141H99V142H95L96 143V148L94 147V149H96L97 151H98V153H99V151L101 152V150H102V153L103 152H106V154H107V152H108V150H110L111 149V147L113 148V146L115 147L116 145H115V143H116V140H115V142H114V144H113V146H110L111 145V143L109 144V143H106ZM174 141V140H173ZM217 141H219V140H217ZM222 141V140H221ZM220 141V142H221ZM11 142H12V140H11ZM36 142V141H35ZM35 142H33V143H35ZM220 142H218V143H220ZM17 143V142H16ZM83 143V142H82ZM235 143V142H234ZM13 144H14V142H13ZM45 144V143H44ZM76 144H77V147H76ZM78 144H79V147H78ZM87 144V143H86ZM121 144H120V146H121ZM161 144V143H160ZM160 144H159V146H160ZM193 144V143H192ZM241 144V145H240ZM10 145V144H9ZM35 145V144H34ZM41 145V144H40ZM51 145V144H50ZM52 145V146H53ZM83 145V144H82ZM93 145H94V143H93ZM129 145V146H128ZM130 145H132V147H130ZM162 145V144H161ZM165 145V144H164ZM233 145V144H232ZM237 145H235L236 147H237ZM45 146H47L46 144H45ZM64 146L66 147V146H68L67 147V149H66V151H68V156H66L67 154H65V156L63 157H58V154L57 155H55L56 154V152L59 150V149H61V148H64ZM84 146V145H83ZM89 146V145H88ZM119 146V145H118ZM119 146V147H120ZM241 146V147H242ZM1 147V146H0ZM28 147V146H27ZM32 147V146H31ZM40 147V146H39ZM123 147V146H122ZM122 147H120V148H122ZM147 147H149V149H151L150 147V145L148 144V146ZM147 147H146V150H148L147 149ZM198 147H199V145H198ZM201 147V146H200ZM243 147V148H244ZM4 148V147H3ZM11 148V147H10ZM36 148V147H35ZM92 148V147H91ZM108 148H110V149H107ZM118 148V147H117ZM116 148V149H117ZM154 148V147H153ZM2 149V148H1ZM28 149V148H27ZM93 148H92V150H94ZM100 149V150H99ZM104 149H106L105 151H103ZM173 149V148H172ZM178 149V148H177ZM198 149V148H197ZM10 150V149H9ZM57 150V151H56ZM96 150H95V152H96ZM113 150V149H112ZM14 152V150L12 149L11 150V152ZM27 151V150H26ZM25 151V153H28V152H26ZM111 151V150H110ZM158 151H159V149H158ZM172 151V150H171ZM189 151V150H188ZM187 151V152H188ZM198 151H199V149H198ZM237 151H239V150H237ZM7 152H8V150H7ZM6 152V153H7ZM12 152V153H13ZM32 152V151H31ZM65 152V151H64ZM86 152V151H85ZM84 152V153H85ZM138 152V153H139ZM155 152V151H154ZM173 152V151H172ZM71 153V154H70ZM87 153V152H86ZM85 153V154H86ZM111 153V152H110ZM146 153V152H145ZM153 153V152H152ZM151 153V154H152ZM157 153V152H156ZM178 153V152H177ZM183 153V152H182ZM186 153V152H185ZM231 153V152H230ZM255 155H256V152L254 151L253 152ZM8 154H10V152H8ZM29 154H30V152H29ZM62 154V153H61ZM96 154H97V152H96ZM105 154V155H106ZM113 154V153H112ZM144 154V153H143ZM155 154V153H154ZM181 154V153H180ZM179 154V155H180ZM195 154H196V152H195ZM194 154V156L193 157H189V159H187L188 157H186L185 158V163L188 161L189 163H192V160L194 159V161H198V163H200V162H202L203 160H202V158L200 159L199 157H200V153L198 152V154H196L195 155ZM205 154H207V152L205 153ZM253 154V155H254ZM261 154V153H260ZM260 154H259V156H260ZM263 154V153H262ZM1 155V154H0ZM13 155H15V156H17L18 157V155H16V154H13ZM13 155H11L12 157H13ZM36 155V154H35ZM37 155V156H38ZM100 155H101V153H100ZM99 155V156H100ZM110 155V154H109ZM135 155H137V154H135ZM153 155V154H152ZM161 155V154H160ZM178 155V154H177ZM192 155V154H191ZM3 156V155H2ZM2 156H0V159L1 158H3ZM6 156V155H5ZM15 156H14V158H15ZM26 156V155H25ZM97 156V155H96ZM95 156V157H96ZM138 156L140 157V155L138 154ZM137 156V157H138ZM204 156V155H203ZM206 156V155H205ZM257 156V155H256ZM258 156V157H259ZM16 157V158H17ZM24 157V156H23ZM78 157H80V158H78ZM83 157V158H82ZM104 157H106V156H104ZM110 157V156H109ZM179 157V156H178ZM251 157V156H250ZM254 157V156H253ZM264 157V156H263ZM262 157V158H263ZM7 158H9V157H7ZM28 158V157H27ZM85 158V159H84ZM90 158H92V159H90ZM102 158V157H101ZM107 158V157H106ZM147 158V157H146ZM184 158V157H183ZM230 158V157H229ZM74 159H76L75 161H74ZM86 159L88 160V162L86 161ZM99 159V158H98ZM97 159V160H98ZM150 159H151V156H150ZM156 159V158H155ZM187 159V160H186ZM226 159V158H225ZM2 160V159H1ZM3 160H6V158L5 159H3ZM9 160V159H8ZM13 160H15V159H13ZM23 160V159H22ZM115 160H117V161H115ZM134 160V159H133ZM152 160V159H151ZM175 160V159H174ZM201 160V161H200ZM246 160H247V162H248V159H247V157H246ZM256 160H257V158H256ZM259 160V159H258ZM19 161V160H18ZM21 161V160H20ZM20 161L18 162V163H20ZM95 161H96V158H95ZM95 161H92V162H95ZM112 162V164L110 165V163ZM173 161V160H172ZM184 161H182V163L184 162ZM194 161H193V163H194ZM200 161V162H199ZM208 161L209 160H207V163H208ZM251 161V160H250ZM262 161H263V159H262ZM2 162V161H1ZM4 162V161H3ZM8 162V161H7ZM10 162V161H9ZM12 162V161H11ZM24 162V161H23ZM101 162V161H100ZM116 162V163H115ZM141 162V161H140ZM181 162V161H180ZM187 162V163H188ZM195 162V163H196ZM96 163H98L99 164V162H97L96 161ZM138 163V162H137ZM186 163V164H187ZM188 163V164H189ZM210 163V162H209ZM227 163V162H226ZM233 163V162H232ZM253 163V166H254V162H252ZM255 163H258V162H256L255 161ZM261 163V162H260ZM6 164V163H5ZM9 164H11L12 165V163H9ZM97 164V165H98ZM103 164H105V163H103ZM119 164H121L120 166L121 167H119V169L120 168H122V169H120V171H116V169H117V167H118V165ZM201 164V163H200ZM204 164V163H203ZM211 164V163H210ZM217 164V163H216ZM262 164V163H261ZM7 165V164H6ZM18 165H20V164H18ZM113 165V166H112ZM116 165V166H115ZM147 165V164H146ZM176 165V164H175ZM179 165H181V164H179ZM191 165H193V164H191ZM231 165V164H230ZM244 165V164H243ZM247 165V164H246ZM257 165V164H256ZM255 165V166H256ZM9 166V165H8ZM8 166H7V170H9L8 169ZM14 166H16V164L14 165ZM13 166V167H14ZM76 166V168L77 167H81V168H79V172L78 171H76V173H78V174H76V173H74L75 172V167ZM83 166H88V172L89 173H86L87 172V168H85L86 169V172L82 169V168H84ZM198 166V165H197ZM203 166V165H202ZM216 166V165H215ZM259 166V165H258ZM257 166V167H258ZM5 167V166H4ZM18 167H20V166H18ZM18 167H15V168H18ZM116 167V168H115ZM208 167V166H207ZM212 167V166H211ZM218 167V166H217ZM220 167V166H219ZM230 167V166H229ZM250 167H252V166H250ZM10 169H11V167H9ZM74 168V169H73ZM95 168H96V166H95ZM114 168H115V170H114ZM126 168H131V169H128V170H126ZM171 168V167H170ZM175 168V167H174ZM183 168V167H182ZM188 168V167H187ZM213 168H216V167H213ZM73 169V170H72ZM97 169H98V166H97ZM176 169H177V167H176ZM178 169H180V168H178ZM192 169V168H191ZM194 169V168H193ZM218 169V168H217ZM255 169V168H254ZM12 170V172H14L13 171V168L11 169ZM15 170V169H14ZM80 170L82 171V172H80ZM102 170V169H101ZM132 170V171H133ZM172 170V169H171ZM199 170V169H198ZM209 170V169H208ZM215 170V172H218L219 174H220V176H222V177H225V175L227 174H224L222 171H220V170H216V169H214ZM214 170H212V171H214ZM222 170V169H221ZM228 170V169H227ZM230 170V169H229ZM239 170V169H238ZM249 170V169H248ZM261 171H262V169H260ZM21 171H19V172H15V173H17V174H15L16 175V177L19 175V174H21L20 172ZM71 171H73V173H74V175L73 176H71L72 174L70 173ZM100 171V170H99ZM178 171V170H177ZM182 171V170H181ZM184 171V170H183ZM202 171V170H201ZM206 171V170H205ZM211 171V172H212ZM254 171V170H253ZM257 171V170H256ZM6 172V171H5ZM210 172V171H209ZM215 172H212V174H214ZM236 172V171H235ZM203 173V172H202ZM201 173V174H202ZM234 173V172H233ZM250 173V172H249ZM12 174V173H11ZM24 174V175H25ZM107 174H112V175H110V176H107ZM172 174V173H171ZM205 174H207V172L205 173ZM212 174L210 173L209 174V176L208 177H212L211 179H213V180H215V179H217L216 177H218V176H215V179H214V177L212 176ZM218 174V175H219ZM240 174H241V172H240ZM255 173L253 172V174L252 175H254ZM7 175V176H6ZM94 175V176H93ZM104 175V176H103ZM106 175V176H105ZM143 175V174H142ZM177 175V174H176ZM208 175V174H207ZM211 175V176H210ZM201 176H203V175H201ZM8 177V178H7ZM165 177V176H164ZM167 177V176H166ZM169 177V176H168ZM204 177V176H203ZM222 177H219V178H222ZM230 177H232L231 175H230ZM260 177V176H259ZM125 178V177H124ZM209 178V179H210ZM219 178L217 179V180H219ZM234 178V177H233ZM232 178V179H233ZM237 178H238V176H237ZM247 178V177H246ZM249 178H250V176H249ZM1 179V178H0ZM6 179H7V181H6ZM8 179H10L9 181H8ZM15 179V180H14ZM92 181H91V180ZM137 179L138 178H136V181H137ZM169 179V178H168ZM167 179V180H168ZM177 179V178H176ZM205 179H206V177H205ZM245 179V178H244ZM256 179H258V178H256ZM263 179V178H262ZM246 180V179H245ZM248 180V179H247ZM250 180V179H249ZM253 180V179H252ZM67 181H68V183H67ZM135 181V182H136ZM161 181V180H160ZM166 181V180H165ZM251 181V180H250ZM9 182V183H8ZM33 182V183H32ZM132 182H133V179H132ZM170 182H171V180H170ZM201 183H203L202 182V180L200 181ZM220 182V181H219ZM225 182V181H224ZM231 182V181H230ZM243 182H244V180H243ZM248 182V181H247ZM257 182V181H256ZM110 183V184H109ZM114 183V184H113ZM169 183V182H168ZM200 183V184H201ZM213 183V182H212ZM237 183V182H236ZM249 183V182H248ZM251 183V182H250ZM255 183V182H254ZM112 184H113V186H115L114 188V190L113 191H111L112 189H111V187H113L112 186ZM132 184V183H131ZM136 184H138V182H136ZM139 184H140V182H139ZM147 184V183H146ZM235 184V183H234ZM252 185H253V182L251 183ZM215 185V184H214ZM237 186H239V185H237ZM242 186V185H241ZM247 186V185H246ZM17 187L20 189L21 188V190L20 191H18L17 190ZM50 187V188H49ZM236 187V186H235ZM253 187V186H252ZM48 189V190H46L45 191V189ZM52 188H54V190L53 191H51V192H49L50 190L49 189H51L52 190ZM120 188V187H119ZM130 188H131V186H130ZM136 188V187H135ZM169 188V187H168ZM237 188V187H236ZM243 188V187H242ZM244 188H245V186H244ZM248 188V187H247ZM255 188V187H254ZM143 189V188H142ZM170 189V188H169ZM235 189V188H234ZM55 190H57L58 192H55ZM59 190H60V192H59ZM140 190V189H139ZM154 190H156V189H154ZM171 190V189H170ZM181 190V189H180ZM186 190V189H185ZM184 190V191H185ZM227 190V189H226ZM225 190V191H226ZM246 190V189H245ZM159 191V190H158ZM164 191V190H163ZM232 191V190H231ZM240 191H241V189H240ZM107 192V193H106ZM109 192V193H108ZM133 192V191H132ZM138 192V191H137ZM136 192V193H137ZM140 192V191H139ZM138 192V193H139ZM151 192L152 191H150V194H151ZM156 191H154V192H152L153 194L155 193ZM172 192V191H171ZM170 191H169V193L171 194H166V195H168L169 197H170V199H172L171 200V203H172V206H180L181 205V203H182V199H180V197H178V196H176V194H175V192L174 193H171ZM181 192V191H180ZM183 192V191H182ZM239 192V191H238ZM247 192V191H246ZM250 192V191H249ZM252 192V191H251ZM257 192V191H256ZM263 192V191H262ZM262 192H261V194H262ZM105 193V194H104ZM141 193V192H140ZM161 193V192H160ZM164 193V192H163ZM185 193V192H184ZM228 193H229V190H228ZM248 193V192H247ZM246 193V194H247ZM258 193V192H257ZM148 194V193H147ZM157 194V193H156ZM156 194H155V196H152V194L151 195H149V196H145V197H143V199H139L138 197H136L135 199H134V203H133V205L134 206H136L137 208H146V209H151V208H154V206H156L157 205V207H159L158 206V204H160L161 202H163V201H161L160 203H159V198H164V196H165V194H163L164 196H162V195H160L161 197H159V195L158 196H156ZM159 194V193H158ZM175 194V195H174ZM193 193L191 192V195H192ZM245 194V195H246ZM260 194V195H261ZM58 197H57V196ZM136 195V194H135ZM138 195V194H137ZM178 195V194H177ZM190 195V196H191ZM201 195V194H200ZM204 195H205V193H204ZM203 195V196H204ZM252 195V194H251ZM264 195V194H263ZM140 196V195H139ZM180 196V195H179ZM183 196V195H182ZM193 196V195H192ZM198 196V195H197ZM206 196H208V194H206ZM236 196V195H235ZM247 196V195H246ZM255 196V195H254ZM26 199H25V198ZM120 197V196H119ZM119 197H118V200H119ZM142 197V196H141ZM169 197H165L164 199H169ZM232 197V196H231ZM257 197V196H256ZM258 197H261V199L263 200V198L262 197H264V196H258ZM258 197H257V199H258ZM161 198V199H162ZM14 199H16V200H14ZM122 199V198H121ZM120 199V200H121ZM160 199V200H161ZM198 199V198H197ZM254 199V198H253ZM105 200H106V198H105ZM117 200V199H116ZM163 200V199H162ZM194 200V199H193ZM199 200H202V198H199ZM207 200V199H206ZM232 200V199H231ZM109 201H111V200H109ZM166 201H168V200H164V202H166ZM235 201V200H234ZM102 202V201H101ZM163 202V203H164ZM170 202V201H169ZM258 202V201H257ZM109 203V202H108ZM111 203V202H110ZM122 203H123V201H122ZM201 203V202H200ZM205 203V202H204ZM227 203V202H226ZM230 203V202H229ZM209 204V203H208ZM103 205V204H102ZM105 205V204H104ZM110 205V204H109ZM119 205V204H118ZM124 205H126V204H124ZM128 206H129V204H127ZM189 205V204H188ZM191 205V204H190ZM196 205H198V204H196ZM229 205V204H228ZM234 205V204H233ZM259 205V204H258ZM94 206H95V208H94ZM117 206V205H116ZM123 206V205H122ZM128 206H126V208L128 207ZM131 206V205H130ZM129 206V208L130 209H132V207L133 206H131L130 207ZM194 206V205H193ZM261 206V205H260ZM61 207V208H62ZM110 207H111V205H110ZM113 207V206H112ZM111 207V208H112ZM115 207V206H114ZM113 207V208H114ZM121 207V206H120ZM161 207V206H160ZM124 208H125V206H124ZM129 208H127V210L128 211H130L129 210ZM135 207H133V210H135L134 209ZM176 208V207H175ZM194 208V207H193ZM57 209H58V207H57ZM107 209V208H106ZM109 209V208H108ZM117 209V208H116ZM67 210H65V211H67ZM123 210V209H122ZM188 210V209H187ZM191 210V209H190ZM53 211H55V210H53ZM94 211V212H93ZM109 211H110V209H109ZM125 211V209L123 210V212ZM127 211V212H128ZM185 211V210H184ZM198 211V210H197ZM201 210H199V212H200ZM253 211V210H252ZM67 212V213H68ZM107 212V211H106ZM122 212V211H121ZM122 212V213H123ZM126 212V211H125ZM133 212V211H132ZM131 212V214H130V212H129V214H130V218H131V215L133 214ZM135 212H137V211H135ZM134 212V213H135ZM63 213V212H62ZM154 213V212H153ZM60 214V213H59ZM107 214V213H106ZM114 214H116V213H114ZM121 214V213H120ZM124 214V213H123ZM139 214V213H138ZM189 214V213H188ZM66 215V214H65ZM64 215V216H65ZM82 215V216H81ZM109 215V214H108ZM127 215V217H129L128 216V214H126L125 213V216ZM255 215V214H254ZM69 216V215H68ZM74 216V217H75ZM91 216H93V217H91ZM98 216V215H97ZM106 216V215H105ZM125 216H124V218H125ZM134 216H135V214H134ZM257 216V215H256ZM255 216V217H256ZM261 216V215H260ZM73 217V218H74ZM78 217V218H79ZM100 217H101V215H100ZM114 217V216H113ZM143 217V216H142ZM72 218V217H71ZM70 218V219H71ZM93 218V219H94ZM103 218V217H102ZM134 218V217H133ZM141 218V217H140ZM75 219V218H74ZM89 219V220H90ZM92 219V220H93ZM98 219H99V216H98ZM126 219V218H125ZM147 219V218H146ZM260 219V218H259ZM80 220V219H79ZM86 220V219H85ZM84 220V221H85ZM145 220V219H144ZM257 220V219H256ZM74 221V220H73ZM78 221V220H77ZM114 221V220H113ZM83 222V221H82ZM91 222V221H90ZM109 222H111V220L109 219L108 220V222H107V225H109L108 223ZM116 222H118V221H116ZM182 222V221H181ZM149 223V222H148ZM255 223V222H254ZM75 224H76V222H75ZM74 224V225H75ZM110 224H112V223H110ZM245 224V223H244ZM259 224V223H258ZM84 225V226H83ZM87 225H88V223H87ZM89 225H90V223H89ZM127 225V224H126ZM130 225V224H129ZM79 226V225H78ZM77 226V227H78ZM54 227V226H53ZM111 227V226H110ZM128 227V226H127ZM127 227H126V230H127ZM256 227V226H255ZM73 228V227H72ZM95 228V229H96ZM52 229V230H51ZM56 229V228H55ZM129 229H132V228H130L129 227ZM128 229V230H129ZM135 231V230H134ZM120 232V233H119ZM130 232V231H129ZM55 233V232H54ZM131 233H132V231H131ZM3 234H4V232H3ZM11 234V233H10ZM9 234V235H10ZM15 234H16V232H15ZM128 235L130 234V233H127ZM140 234V233H139ZM257 234V233H256ZM259 234V233H258ZM2 235V234H1ZM14 235V234H13ZM64 235V236H63ZM74 235V234H73ZM4 236V235H3ZM12 236V235H11ZM16 236V235H15ZM63 236V237H62ZM140 236V235H139ZM146 236V235H145ZM8 237V236H7ZM7 237H6V239H7ZM10 237V236H9ZM8 237V238H9ZM116 237H121V236H116ZM13 238H14V236H13ZM12 238V239H13ZM15 238H17V237H15ZM70 238H72V237H70ZM115 238V237H114ZM130 238V237H129ZM136 238V237H135ZM20 239V240H21ZM66 241H65V240ZM117 239V238H116ZM115 239V240H116ZM119 239V238H118ZM117 239V240H118ZM122 239V238H121ZM138 239V238H137ZM256 239V238H255ZM9 239H7V241H8ZM17 240V239H16ZM20 240H18V241H20ZM22 240L20 241V242H22ZM64 240V241H63ZM70 240V241H69ZM146 240V239H145ZM31 241H33V242H31ZM120 240H118V242H119ZM2 242V241H1ZM20 242H19V244H20ZM35 242V243H34ZM133 242V241H132ZM234 242H236V241H234ZM233 242V243H234ZM257 242H258V240H257ZM17 243V242H16ZM24 243V242H23ZM23 243H21L20 245H22ZM188 243V242H187ZM15 243H13V245H14ZM18 243H17V245H19ZM25 244H23V245H25ZM141 244V243H140ZM147 244V243H146ZM257 244V243H256ZM16 245V246H17ZM138 245V244H137ZM234 245V244H233ZM15 246V247H16ZM116 246V248H118L120 245H115ZM132 247H133V245H131ZM239 246V245H238ZM18 247V246H17ZM25 247V246H24ZM124 247V246H123ZM135 247V246H134ZM121 248H122V246H121ZM137 248V247H136ZM4 249V248H3ZM16 249V248H15ZM24 250L25 249H27V248H23ZM124 249V248H123ZM122 249V250H123ZM139 249V248H138ZM233 249V248H232ZM242 249V248H241ZM246 249V248H245ZM248 249V248H247ZM36 251V252H34V251ZM107 250V251H106ZM135 249L133 248V250L132 251H134ZM235 250V249H234ZM244 250V249H243ZM253 250V249H252ZM32 251L34 252V253H32ZM124 251V250H123ZM128 251H130V248H129V250ZM182 251H183V249H182ZM250 251V250H249ZM23 252H25V251H23ZM27 252H28V250H27ZM263 252V251H262ZM108 253V254H107ZM201 253V252H200ZM16 254H18V256L16 255ZM25 253H24V255H26ZM129 254V253H128ZM128 254L127 253H125V255H127L128 256ZM178 254V253H177ZM251 255H252V252L250 253ZM254 254V253H253ZM112 255H113V253H112ZM122 255H124V254H122ZM124 255V256H125ZM139 255V254H138ZM176 255V254H175ZM109 256V255H108ZM111 256V255H110ZM114 256V255H113ZM124 256L122 257V258H124ZM198 256V255H197ZM233 256V255H232ZM254 257L256 256V255H253ZM263 256V255H262ZM179 257V256H178ZM188 257V256H187ZM206 257V256H205ZM253 257V258H254ZM6 258H8V259H6ZM126 258V257H125ZM131 258H133V257H131ZM189 258V257H188ZM202 258V260H204L203 259V257H201ZM252 257H251V261L252 260H254ZM261 258V257H260ZM11 259V260H10ZM96 259V260H95ZM192 259V258H191ZM206 259V258H205ZM214 259V258H213ZM231 259H233V258H231ZM257 259H259V258H257ZM256 259V260H257ZM262 259V258H261ZM93 260H95V261H93ZM130 260V259H129ZM145 260L148 262V260H147V258H145ZM144 260V261H145ZM194 260H195V258H194ZM226 260V259H225ZM225 260H224V262H225ZM249 260V259H248ZM164 261V260H163ZM190 261V260H189ZM200 261V260H199ZM208 261V260H207ZM247 261V260H246ZM142 262V261H141ZM146 262V263H147ZM193 262V261H192ZM202 262V261H201ZM206 262V261H205ZM211 262V261H210ZM213 262V261H212ZM211 262V263H212ZM229 262V261H228ZM232 262V261H231ZM234 262V261H233ZM249 262V261H248ZM256 262V261H255ZM161 263V261L160 262H158V264H160ZM115 264V263H114ZM131 264V263H130ZM145 264V263H144ZM156 264V263H155ZM162 264V263H161ZM164 264H165V262H164ZM199 264V263H198ZM223 264V263H222ZM226 264V263H225Z\"/></svg>",
	"mask_w": 264,
	"mask_h": 264
}]
</instances>
